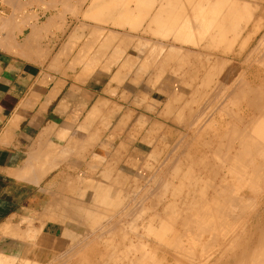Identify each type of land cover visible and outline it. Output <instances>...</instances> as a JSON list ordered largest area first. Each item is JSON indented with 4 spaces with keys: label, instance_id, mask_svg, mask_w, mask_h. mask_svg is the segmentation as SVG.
<instances>
[{
    "label": "crops",
    "instance_id": "crops-1",
    "mask_svg": "<svg viewBox=\"0 0 264 264\" xmlns=\"http://www.w3.org/2000/svg\"><path fill=\"white\" fill-rule=\"evenodd\" d=\"M168 1L170 0H137V2L136 0H3V4L0 10L1 256L5 258H12L14 260H19L21 259V256H23V253H25L26 250L33 249L39 252L41 258H45L44 260L40 261L42 262V264H50L53 258L57 257V255H59L60 253V250L63 249V246L67 242L66 237L74 234V230L70 229L67 225L62 223V219L65 218L62 216V213L58 212L59 209H57V212H55L54 215L48 214L47 211L52 203H58V201H60L61 203L63 200L60 198L62 197L65 198L66 201L76 202V200L72 199L70 195H62V191L60 189L63 187H76V179L74 177L76 176L78 178V176L72 173L71 171L77 170L78 165L76 160L70 159L63 163L65 164V166H63V164L61 163V165L57 167V165L61 161L56 159L55 154H49L50 158L49 156L44 158L43 154H46V151H44V149L47 142H55L54 140L61 138L63 131L70 132V135H67L66 138H89L92 136V138H94V125H92L91 130H88V136H80V132L77 128H87L90 126V124H97L100 122L116 123L117 121L122 123L124 122L123 120H125L124 123L130 121V123L135 124L143 122L151 123L152 121L156 122L155 120L161 123L165 122L164 119H160L158 116L160 109L162 108V106H158V104L160 103V97L158 92H166L169 90L167 84L168 75L174 74L175 72L173 71V69L176 68V66L174 65L175 63L173 62L174 57L171 62L172 64L169 62V60H171L170 58L173 56L175 50L179 49V51H182L183 49H186V8L183 7L185 6L184 4L186 3V0H180L181 2L179 0H171L173 3L177 2L181 6V8L177 3H174L176 6L175 7L171 1ZM116 3H120V9L118 8L119 6L116 5ZM170 3L172 5H170ZM126 7H128L129 9L127 10ZM150 8L151 10H149ZM162 8H165L166 12L165 9L163 10ZM173 8H176V10L174 11ZM158 9H161L159 10V13ZM168 10L169 13H167ZM181 10L183 12L185 11V13L182 14L183 12L181 13ZM146 11L148 12L143 13ZM172 11L174 12L172 13ZM129 12L130 14H128ZM178 12L179 14L181 13L180 16ZM131 13L133 14L131 15ZM138 13H142L143 15H140ZM154 13L155 15L152 16V19L151 15ZM160 13H164L163 18L162 15L160 16ZM114 14H116V17ZM172 14L173 16L171 18H173L172 20L174 23H171L172 20L170 17H168ZM100 15L102 17H99ZM133 15H136V17H134ZM182 15L185 16V20ZM144 16H146V18H144ZM157 16L160 19H158ZM164 16H166L165 19ZM174 16L176 17V20L174 19ZM141 18L142 20L143 18L146 20L142 21ZM161 19H163L164 22L158 23V21H161ZM130 20H132L134 23H132V21ZM150 20L154 21L151 23ZM219 20V22H221L223 26L221 25V23L218 22V20H216V22H218L222 26V28H225V25L228 24L226 26V30L228 29L229 35L224 34L226 30H224L223 28V31L218 23L212 24L211 26H213V28H216L213 32L212 30L210 31L211 36H209L210 34H208L206 38L207 41H205L207 44L209 43L208 46H211L210 48L212 49L214 48L215 45L213 44H216L217 39L222 40V38H220L223 37L222 35L227 37L233 36L234 39L239 36V30H236V28L239 27L238 19L235 18L234 21L231 19L232 24L230 23L231 21L229 22V20L225 23L221 21V19ZM138 22L141 26H139ZM184 23L185 26H183ZM136 24L138 25V27ZM144 25L146 26V28ZM171 26L173 28H171ZM99 27L100 29H98ZM151 27L157 28H155L156 30L154 31V29H150ZM231 27L232 30L229 29ZM170 29L171 31L173 30L171 34L168 33L170 32ZM149 30L151 31L149 32ZM152 30L154 31V34L152 33ZM157 30L160 33L156 32ZM216 30L218 34L215 32ZM145 31H147V33H144ZM248 31L250 30L248 29ZM119 32L120 35L118 37ZM113 33L116 36L113 35ZM123 33L128 34L129 36L124 35ZM150 33L153 34L152 37ZM163 33H165V36H167L165 37ZM214 33L218 36H214ZM105 34L106 37L103 39ZM169 34L170 36H173L175 34V37L171 36L172 42L169 41L171 39ZM212 34L214 41L212 40ZM219 34H221V36ZM121 35L125 40L122 38ZM244 35L246 36L247 34L245 33ZM92 36H96L97 39L96 37L93 38ZM107 36L109 37V39ZM115 37L118 38L115 39ZM128 37H130L131 40L128 39ZM164 37L167 39H165ZM183 37L185 39H183ZM208 38H210L212 42ZM144 39L145 42H143ZM174 39L176 40V42H174ZM106 40L107 42L111 41L110 43H108V46H110L111 48L110 50L108 47H106ZM139 40L141 42V45L139 44L138 46H142L143 49L140 47L137 49V43H139ZM160 40L163 42H161ZM146 41H148V45ZM234 41L238 43L239 39L236 38V40ZM83 42L86 43L84 44ZM155 42L158 43L160 47ZM179 43L181 44L179 45ZM103 44H106V48L103 47ZM162 44L174 46L172 48L175 49L176 47V49H170V46L168 47V45H165V47L163 45V48ZM119 45H121V47ZM100 46L101 49H103L104 51L100 49ZM153 46L155 49L153 48ZM157 46L159 47V52L156 50ZM140 49H142V51ZM160 49H162V51ZM232 50H235V52L238 51L237 47L236 49L234 48ZM151 51L153 52V54ZM185 51L186 50H184V52ZM188 51L191 53L192 51L193 53L199 52L202 53V55L198 53L200 56L210 58L211 64L209 66H212V69H209V66L204 65V71H197L199 73L207 74L206 71H208V69L214 72L213 70H217L218 64L214 62L215 60H212V57L213 59L222 58L221 53L219 51L216 53V50L214 49L208 50L207 48H205L204 50L202 49L199 51L190 49ZM116 52L119 54L118 56ZM155 52H158V54H155ZM166 52L167 54L171 52L169 54L170 57L164 56ZM73 55L75 58L73 57ZM246 55L248 56V54ZM159 56L162 59H160ZM162 56L167 58H164ZM151 57H153V59ZM185 57L186 56L184 55L183 58L185 59ZM148 58L151 62H149ZM228 58H230L233 65L237 63L236 68L238 69L239 57L237 56V58H235L231 56ZM144 60L147 61L148 64L150 63L151 65H149L151 67L148 64L146 65V63H144ZM159 60H164L167 62V64H165L166 62H160ZM185 65L186 62L184 63V69L181 71V73L186 72ZM154 66L155 69L160 68L158 72L162 70L160 72L161 76L158 73L159 77H156L158 69L155 71ZM213 66L215 67V69H213ZM197 67L199 69L201 66L196 65L195 68ZM85 70H88L89 72H85ZM122 71L123 74L121 73ZM193 73L195 72H192L191 74ZM208 73L210 72L208 71ZM184 74L186 75V73ZM216 74H218V72ZM148 76H150V80L149 78L147 79ZM151 76L153 80L157 79V83H154L155 80H151ZM110 80H112V82H110ZM149 81H151V84ZM195 84L197 85L198 83H193L192 85H190V87H186V91H195ZM199 84L201 85V87L200 85H197V90H202V87L204 86H202V83ZM193 85L195 88L193 87ZM205 88L204 90H214L216 86H213V88L212 86H210L208 87V89L207 87ZM215 90H217V88ZM188 94L189 93H186V104L189 101L188 97L191 96V94L189 96ZM134 101H137V103L139 102L140 104L138 103L137 105V103H135ZM166 102L167 100H165L162 105H164V103ZM149 104L150 106H147ZM151 106L155 108L154 111L153 107L152 111L149 110V107ZM241 106L240 108H238L237 106L241 113L235 107L231 109L232 113H234L235 110L234 114L238 112L242 116L243 112H246V107L244 104L242 107ZM144 107L147 109H145ZM204 107L200 108L201 110H203L204 113H206L204 111ZM106 109L111 112L109 113ZM116 109H119L117 112L118 115L115 113ZM201 110L198 112L197 107H190L186 105V115L189 114V116H186V137H189V139H192V136L193 138H198V136L199 138L206 137L204 135L207 133L206 131L200 132V128L199 130H195V133V131H190L191 128L188 127L189 125L187 124V122L191 120L190 117L193 118V116H199ZM129 113L132 114L130 115ZM248 113L253 114L252 112H250V110ZM121 114H123L124 116ZM201 114L202 113H200V115ZM215 116L216 118L218 117V110L215 111ZM127 117L129 118V120L127 119ZM139 117L143 118L139 119ZM196 119L197 118H193L192 121L195 120L196 122ZM203 122L205 123L206 121L204 120ZM233 124L235 123H232V125ZM73 133L76 134L74 135ZM140 136H143V132H141L140 135H135V137ZM98 137L107 136L100 135ZM42 159L45 161H40ZM47 161L50 162V165L53 167V169L48 172V174H46L43 178L37 180L39 166L42 162L46 163ZM35 170L36 175L34 174ZM23 174L25 176H23ZM34 175L36 176V178ZM70 183L72 186L70 185ZM9 224L11 225V227L9 226ZM4 225L7 226L5 227ZM30 228L33 229L31 230ZM28 231H37L35 233L37 236L35 237L32 243L30 240L28 242L26 239V234ZM16 232L17 235H14ZM21 234L23 238L18 239Z\"/></svg>",
    "mask_w": 264,
    "mask_h": 264
},
{
    "label": "bare ground",
    "instance_id": "bare-ground-1",
    "mask_svg": "<svg viewBox=\"0 0 264 264\" xmlns=\"http://www.w3.org/2000/svg\"><path fill=\"white\" fill-rule=\"evenodd\" d=\"M99 1H101V0H99ZM109 1V0H108ZM127 1V0H126ZM156 1H158V0H156ZM171 1V0H170ZM170 1H168V2H170ZM174 1H177V0H174ZM180 1V0H179ZM202 1H204L205 2V6H206V9H204V11L203 10H201V8L200 7H198V5L197 4H195V5H197V6H195V7H198L197 8V11L195 12V10H194V14L193 15H191V19H192V21H191V19H190V17H189V20H188V14L190 13V12H188L187 10H189V9H185L186 10V12L188 13V14H186L185 13V11L183 12L182 10L180 11L182 14H186L187 15V18H186V36H189V40H190V44L189 45H191V43L192 42H194L193 44H195L196 42H198V41H201V40H204V41H207V36H208V34H210V31L212 30V32L214 31V29L216 28V27H214L213 28V26H211L212 24H214V23H218L220 20H218V19H220L221 18V21H223L224 23L226 22V21H228V18H229V22L232 24V20L234 21L235 20V18H232V20H230V18L232 17V15H230L231 13H233V11L231 10L232 9V7H231V9H230V3L232 2V0H231V2L230 3H227L226 2V5L227 4H229V8H228V6H226L225 5V3H224V1L223 2H221L222 0H217V1H220V2H215V0H202ZM202 1L200 0V3L201 4H204V3H202ZM237 2H238V4H237V7H239L238 5H240L239 4V1L238 0H236ZM246 1H249V0H246ZM252 1V0H251ZM251 1L250 2H248V3H251ZM258 1V0H257ZM262 1V0H261ZM63 2V1H62ZM118 2V1H117ZM120 2V1H119ZM136 2H137V0H136ZM139 2V1H138ZM141 2V1H140ZM145 2V1H144ZM151 2V1H150ZM162 2H164V1H162ZM172 2V1H171ZM181 2V1H180ZM197 2V1H196ZM199 2V1H198ZM197 2V3H198ZM235 2V0L232 2V3H234ZM236 2V3H237ZM240 2H241V0H240ZM254 1H252V3H253ZM109 3H111V2H109ZM124 3V2H123ZM129 3V2H128ZM128 3H126V4H128ZM146 3V2H145ZM159 3V2H158ZM175 3V2H174ZM173 2H172V4L175 6V4L177 3H175L174 4ZM190 3V5H191V1L189 2ZM189 3H188V6H189ZM223 3V4H222ZM242 3V2H241ZM244 3V2H243ZM247 3V4H248ZM256 3H258V2H256ZM256 3H253V5H250V7H254V4H256ZM261 3V2H260ZM120 4V3H119ZM119 4H117L116 3V5H118L119 6ZM121 4H122V2H121ZM171 3H170V5H172ZM178 4V3H177ZM182 4H184V3H182ZM246 3H244V4H242L243 6L244 5H247ZM116 5H115V7H116ZM130 5V4H129ZM143 5H144V3H143ZM148 5H149V3H148ZM152 5V4H151ZM156 5V4H155ZM168 5H169V3H168ZM167 5V6H168ZM179 5V4H178ZM185 6H186V3L184 4ZM193 5V4H192ZM233 5V4H232ZM157 6V5H156ZM159 6V5H158ZM165 6H166V4H165ZM173 6V7H174ZM180 6V5H179ZM178 6V7H179ZM185 6H183L184 8H186ZM199 6H200V4H199ZM202 6V5H201ZM223 6V7H222ZM226 6V9H229V10H227V12L225 13L224 11L226 10V9H224V7ZM243 6L241 7L242 9H244L243 8ZM260 6V5H259ZM106 7V6H105ZM129 7V6H128ZM128 7H126V9L128 10L129 8ZM143 7V6H142ZM176 7V6H175ZM178 7H177V9H178ZM191 7V6H190ZM204 7V6H203ZM255 7H257L258 8V6H255ZM107 8V7H106ZM119 9H120V6L118 7ZM124 8H125V6H124ZM131 8V7H130ZM138 8V7H137ZM170 8H171V6H170ZM180 8H181V6H180ZM193 6H192V10H193ZM222 8L224 9V11L222 10ZM236 7H234V12H236L235 10H237V9H235ZM241 8H238V12H237V17H236V19L239 17L240 18V16H242V15H240L241 13H239V9H241ZM246 8H247V6H246ZM245 8V9H246ZM249 8V7H248ZM134 9H135V7H134ZM139 9H140V7H139ZM142 9V8H141ZM156 9V8H155ZM163 9V8H162ZM165 9V8H164ZM163 9V10H164ZM168 9H169V7H168ZM174 9V8H173ZM172 9V10H173ZM244 9V10H245ZM262 9H264L263 8V6H262ZM101 10V9H100ZM114 10V9H113ZM123 10V9H122ZM130 10H132V9H130ZM149 10H151V8L149 9ZM159 10H161V9H158V13H159ZM176 10V8L174 9V11ZM180 10V9H179ZM230 10H231V13L229 14L228 13V11L230 12ZM243 10V11H244ZM256 10V9H255ZM107 11V10H106ZM134 11H136V10H134ZM142 11V10H141ZM174 11H172V13L174 12ZM246 11H247V9H246ZM249 11H251V10H249ZM115 12V11H114ZM118 12V11H117ZM148 11H146V12H143V13H147ZM165 12H166V9H165ZM193 12V11H192ZM253 13L252 14H254V10L252 11ZM261 12V11H260ZM103 13H105V12H103ZM119 13V12H118ZM117 13V14H118ZM122 13V12H121ZM136 13V12H135ZM155 13H156V11H155ZM155 13L154 14H152L151 15V17L153 16V15H155ZM162 13V12H161ZM160 13V16L162 15V18H163V14H161ZM167 13H169V10H168V12ZM177 13V12H176ZM180 13V14H181ZM247 12H244L243 14H246ZM95 14V13H94ZM101 14V13H100ZM108 14V13H107ZM124 14V13H123ZM128 14H130V12L128 13ZM133 13H131V15H132ZM138 14H142V13H138ZM137 14V15H138ZM178 14H179V12H178ZM180 14H179V16H180ZM248 14V13H247ZM251 14V15H252ZM115 15V17H116V14H114ZM139 15V16H140ZM143 15V14H142ZM166 15V14H165ZM168 15V14H167ZM233 15H234V13H233ZM126 16H128V15H126ZM134 17H136V15H133ZM173 16V14L172 15H169L168 17H172ZM178 16V15H177ZM183 16V15H182ZM99 17H102L101 15L99 16ZM98 17V18H99ZM107 17V16H106ZM114 17V18H115ZM120 17V16H119ZM123 17V16H122ZM138 17V16H137ZM165 17L166 16H164V19H165ZM184 17V20H185V16H183ZM182 17V18H183ZM235 17V16H234ZM246 17H247V15H246ZM248 21H250V19L251 18H254V17H252V16H249L248 15ZM251 17V18H250ZM140 18V17H139ZM144 18H146V16H144ZM143 18V20H146V19H144ZM156 18V17H155ZM157 18H158V16H157ZM178 18V17H177ZM244 18H245V16H244ZM104 19V18H103ZM119 19V18H118ZM127 19V18H126ZM129 19V18H128ZM148 19H150V18H148ZM152 19H153V17H152ZM158 19H160V18H158ZM173 18H171V20H172ZM174 19L176 20V17L174 16ZM2 20V19H1ZM107 20V19H106ZM110 20V19H109ZM116 20V19H115ZM114 20V21H115ZM133 20V19H132ZM132 20H130V21H132ZM141 20H142V18H141ZM142 20V21H143ZM170 20V21H171ZM178 20V19H177ZM183 20V19H182ZM216 20H218V22H216ZM238 20H240L241 21V19H238ZM252 20V19H251ZM113 21V20H112ZM117 21V20H116ZM119 21V20H118ZM121 21H122V19H121ZM130 21H129V23H130ZM151 21V23L154 21V20H150ZM245 21H247V20H245ZM245 21H244V24H245ZM256 21V20H255ZM257 21H259V20H257ZM126 22H127V20H126ZM149 22V21H148ZM156 22H157V19H156ZM160 22H164L163 21V19H161V21H158V23H160ZM185 22V21H184ZM201 22H203V23H201ZM264 22V21H263ZM114 23H116V22H114ZM132 23H134L133 21H132ZM139 23V22H138ZM150 23V24H151ZM171 23H174L173 22V20L171 21ZM219 23H221V22H219ZM218 23V24H219ZM223 23V24H224ZM228 23V22H227ZM226 23V24H227ZM229 23V24H230ZM247 23V22H246ZM256 23V22H255ZM258 23H260V22H258ZM110 24V23H109ZM142 24V23H141ZM144 24V23H143ZM165 24V23H164ZM169 24V23H168ZM181 24V23H180ZM217 24V25H218ZM236 24V23H235ZM241 24V23H240ZM254 24V23H253ZM261 24H262V26H263V24L264 23H262L261 22ZM126 25V24H125ZM124 25V26H125ZM135 25V24H134ZM137 25V24H136ZM157 25V24H156ZM160 25V24H159ZM171 25V24H170ZM176 25V24H175ZM220 25V24H219ZM221 25H222V23H221ZM220 25V26H221ZM225 25V24H224ZM228 25V24H227ZM227 25H225V28H224V30H226V26ZM242 25V24H241ZM240 25V26H241ZM252 25V24H251ZM257 25L258 24H256V28H257ZM116 26H117V24H116ZM121 26H123V25H121ZM139 26H141L140 25V23H139ZM145 26V25H144ZM150 26V25H149ZM167 26V25H166ZM183 26H185V23H184V25ZM197 26H199V27H197ZM223 26V25H222ZM222 26H221V28H222ZM229 26H231V25H229ZM238 26V25H237ZM245 26H246V24H245ZM258 26H260V25H258ZM137 27H138V25H137ZM154 27V26H153ZM158 27V26H157ZM157 27H155V28H157ZM170 27V26H169ZM121 28V27H120ZM130 28V27H129ZM134 28H135V26H134ZM145 28H146V26H145ZM145 28H143V29H145ZM155 28H150V29H154V31L156 30ZM162 28V27H161ZM171 28H173L172 26H171ZM223 28H222V30H223ZM239 28V27H238ZM238 28H236V30L238 31L239 29ZM241 28H243V27H240V29ZM254 28H255V26H254ZM259 28V27H258ZM261 28H263V27H261ZM260 28V29H261ZM98 29H100V27L98 28ZM128 29V28H127ZM142 29V28H141ZM163 29V28H162ZM165 29V28H164ZM184 29V30H185ZM230 30H232V27L231 28H229ZM234 29V28H233ZM260 29H259V32H260ZM91 30H93V29H91ZM96 30V29H95ZM129 30H134V29H129ZM136 30V29H135ZM223 30V31H224ZM256 30H258V29H256ZM99 31V30H98ZM137 31V30H136ZM138 31H140V30H138ZM151 30H149V32H150ZM154 31L152 30V33L154 34ZM164 31V30H163ZM173 31V30H172ZM171 29H170V32H168V33H170L171 34ZM176 31V30H175ZM219 31V30H218ZM223 31H221V32H223ZM235 31V30H234ZM242 31H246V29L244 30H242ZM242 31L240 30L238 33H242ZM264 31V30H263ZM108 32H110V31H108ZM130 32H132V31H130ZM156 32H158V33H160L158 30L156 31ZM166 32V33H167ZM216 33H217V30L215 31ZM227 32V33H226ZM258 32V31H257ZM100 33V32H99ZM103 33V32H102ZM107 33V32H106ZM142 33V32H141ZM144 33H147V31H145ZM152 33H150V35H151V37L153 36V34ZM162 33V32H161ZM184 33H185V31H184ZM220 33V32H219ZM232 33V32H231ZM235 33H237V32H235ZM249 33V32H248ZM256 33V32H255ZM97 34V33H96ZM95 34V35H96ZM112 34V33H111ZM124 34V33H123ZM122 34V35H123ZM140 34V33H139ZM157 34V33H156ZM164 34V36H165V33H163ZM170 34H169V36H170ZM179 34H181V33H179ZM218 34V33H217ZM224 34L225 35H227L228 34V29L224 32ZM245 34V33H244ZM247 34V33H246ZM263 34V35H262ZM261 35V39L260 40H257V45H255L256 47H253L254 49H252V52L251 51H249L250 52V54H249V52H247V54L249 55V56H247V60H248V58L250 57V63H252L251 61H253L254 60V63H255V65H260V64H263V65H260V66H264V62L263 63H260V62H262V59H263V61H264V33H262ZM90 35V34H89ZM113 35H115L114 33H113ZM119 35H120V32H119V34H118V37H119ZM121 35V36H122ZM124 35H127V36H129L128 34H124ZM131 35V34H130ZM147 35V34H146ZM161 35V34H160ZM175 35V34H174ZM172 36V37H175V36ZM176 35H177V33H176ZM216 34L214 33V36H215ZM220 36H221V34H219ZM229 35V34H228ZM253 35H255L254 34V32H253ZM257 35V34H256ZM259 35V34H258ZM76 36V35H75ZM77 36H79V35H77ZM109 36V35H108ZM107 36V37H108ZM116 36V35H115ZM140 36V35H139ZM148 36V35H147ZM154 36H156V35H154ZM167 36V35H166ZM165 36V37H166ZM170 36V37H171ZM182 36V35H181ZM183 36H184V34H183ZM198 38H197V37ZM209 36H211V34L209 35ZM216 36H218V35H216ZM222 36H224V35H222ZM238 36V35H237ZM245 36V35H244ZM260 36V35H259ZM83 37V36H82ZM93 37V36H92ZM91 37V38H92ZM96 37V36H95ZM95 37H93V38H95ZM100 37V36H99ZM106 37V34H105V36L103 37V39ZM118 37H115V39L116 38H118ZM131 37V36H130ZM130 37H128V39H130ZM138 37V36H137ZM141 37H142V34H141ZM150 37V38H151ZM161 37V36H160ZM164 37V38H165ZM172 37H171V39L169 40L170 42H172L171 40H172ZM225 37V40H227L228 38H226L227 36H224ZM230 37V36H229ZM243 37V36H242ZM254 36H252V34H248V35H246L245 36V38H243V40H240L238 43H236V44H238L237 46H238V50H239V52L238 53H236L235 52V50H232V47H231V49L230 50H228L227 52H230L229 53V55H226V54H222V52H221V55H222V58L221 59H218V58H216V59H213V57H212V60L214 61V62H216V64H220V65H222V67H224V64H225V66H227L228 65V62H231V60L230 59H228V57H231V56H233V57H235V58H237V56L238 57H240V55L243 53V51L244 50H247V48L249 47L248 45H250L249 43L252 41V38H253ZM122 38H123V36H122ZM139 38V37H138ZM159 38V37H158ZM162 38H163V36H162ZM215 38V37H214ZM220 38H223V37H220ZM231 38H233V39H231ZM230 38V40H233L234 41V37L232 36ZM237 39H238V37H236ZM236 38H235V40H236ZM77 39V38H76ZM96 39H97V37H96ZM102 39V40H103ZM108 39H109V37H108ZM111 39V38H110ZM121 39V38H120ZM124 39V38H123ZM126 39H127V37H126ZM143 39V38H142ZM146 39V38H145ZM145 39H144V41L143 42H145ZM154 39H156V38H154ZM165 39H167V38H165ZM169 39V38H168ZM181 39V38H180ZM183 39H185L184 37H183ZM208 39H210V38H208ZM254 39V38H253ZM79 40V39H78ZM112 40H114V39H112ZM125 40V39H124ZM131 40V39H130ZM149 40V39H148ZM175 40V39H174ZM186 41H187V39H185ZM211 40V39H210ZM212 40H213V34H212ZM212 40H211V42H212ZM224 39H222V43H224L225 42V40L223 41ZM229 40V39H228ZM95 41H97V40H95ZM150 41H152V40H150ZM149 41V42H150ZM161 41V40H160ZM185 41V42H186ZM192 41V42H191ZM214 41V40H213ZM217 41H218V39H217ZM232 41V43H234ZM89 42V41H88ZM101 42V41H100ZM106 42H107V40H106ZM105 42V43H106ZM111 41H109V42H107V45H106V47H108L109 48V50L111 49L110 48V46H108L109 44L108 43H110ZM113 42V41H112ZM123 42V41H122ZM130 42V41H129ZM137 42V41H136ZM139 43H137V46L141 43L140 42V40L138 41ZM156 42H158V41H156ZM155 42V43H156ZM161 42H163V41H161ZM174 42H176V40L174 41ZM179 42V41H178ZM184 42V43H185ZM210 42V43H211ZM218 42H221V41H218ZM236 42V41H235ZM84 43V42H83ZM83 43H82V45H83ZM86 43V42H85ZM84 43V44H85ZM146 43H147V45H148V41H146ZM151 43V42H150ZM187 43H185V44H187ZM214 43V42H213ZM227 43L230 45V43H229V41L228 42H225V46H226V48L227 47H230V46H228L227 45ZM65 44H67V43H65ZM117 44V43H116ZM158 46H159V44L158 43H156ZM181 43H179V45H180ZM199 44V43H198ZM201 44V43H200ZM204 44H206V43H204ZM217 44V43H216ZM252 44V43H251ZM69 45V44H68ZM81 45V44H80ZM87 45V44H86ZM93 45V44H92ZM105 45L103 44V47H105ZM125 45V44H124ZM141 45V44H140ZM144 45V44H143ZM146 45V44H145ZM150 45V44H149ZM154 45V44H153ZM160 45H161V43H160ZM163 45L164 44H162V47H163ZM166 46L168 45V44H165ZM165 45H164V47H165ZM197 45V44H196ZM195 45V46H196ZM202 45V44H201ZM208 45H209V43H208ZM207 44H206V46H203L202 45V48H203V50L205 49V48H207L208 50H215L216 49V47L214 46V48L212 49V48H210L209 46H208ZM214 45V44H213ZM220 45V44H219ZM218 45V46H219ZM234 45V44H233ZM101 46H102V44H101ZM101 46H100V49H101ZM116 46V45H115ZM120 47H121V45H119ZM156 47V50L158 51L159 49V47ZM170 45H168V47H169ZM198 46V45H197ZM197 46H196V48H197ZM80 47V46H79ZM105 47V48H106ZM111 47H112V45H111ZM118 47V46H117ZM123 47V46H122ZM142 48V46H138L137 47V49L138 48ZM145 47V46H144ZM163 47V48H164ZM172 47H174V46H170V49H173V50H175L176 49V47H175V49L174 48H172ZM178 47V46H177ZM191 47H194V46H190V48ZM107 48V49H108ZM153 48H154V46H153ZM179 48V47H178ZM222 48H223V46H222ZM225 48V47H224ZM224 48H223V52H224ZM84 49V48H83ZM86 49V48H85ZM89 49V48H88ZM122 49V48H121ZM125 49V48H124ZM143 49V48H142ZM142 49H140L141 51H142ZM145 49V48H144ZM155 49V48H154ZM153 49V50H154ZM228 49V48H227ZM226 49V50H227ZM65 50V49H64ZM80 50H82V49H80ZM97 50H99V49H97ZM101 50H103V49H101ZM116 50H117V48H116ZM115 50V51H116ZM126 50V49H125ZM140 50H139V52H140ZM161 51H162V49H160ZM164 50V49H163ZM167 50V49H166ZM180 50H182V49H180ZM184 50H186V49H183L182 50V52H180L179 51V49L178 50H176L175 52H180V53H182V54H184L185 56H186V58H187V52L189 53V51H185L184 52ZM196 50V49H195ZM198 50V49H197ZM202 50V49H201ZM217 50V49H216ZM225 50V51H226ZM71 51V50H70ZM77 51V50H76ZM104 51V50H103ZM114 51V50H113ZM168 51V50H167ZM171 51V50H170ZM93 52V51H92ZM109 52V51H108ZM111 52V51H110ZM122 52V51H121ZM138 52V51H137ZM152 52V51H151ZM159 52V51H158ZM158 52H155V54L157 53L158 54ZM172 52V51H171ZM171 52H169L168 54H167V52H166V54L164 55V56H169V54L171 53ZM107 53V52H106ZM117 53V52H116ZM186 53V54H185ZM192 53H193V51H192ZM191 53V54H192ZM195 54H198L199 52H194ZM193 53V54H194ZM216 53H217V51H216ZM216 53H215V55H216ZM260 54V56H259V58H262V59H259V58H257V57H254V54ZM98 54V53H97ZM119 54H120V51H119ZM118 53H117V56L119 55ZM152 54H153V52H152ZM154 54V55H155ZM160 54H161V52H160ZM164 54V53H163ZM162 54V55H163ZM173 54V53H172ZM181 54V55H182ZM190 54V56H192ZM199 54H201L202 55V53H199ZM199 54L197 55L198 57H199V59H200V56H199ZM109 55V54H108ZM112 55V54H111ZM123 55V54H122ZM174 55H175V53H174ZM174 55L170 58V59H173V57H174ZM176 55H178L177 53H176ZM204 55V54H203ZM90 56V55H89ZM88 56V57H89ZM144 56V55H143ZM152 56V55H151ZM164 56H162V57H164ZM189 56V55H188ZM196 56V55H195ZM207 56V55H206ZM209 56V55H208ZM243 56V55H242ZM73 57H74V55H73ZM80 57V56H79ZM100 57V56H99ZM112 57V56H111ZM120 57H121V55H120ZM154 57V56H153ZM153 57H151L152 59H153ZM160 57V56H159ZM170 57V56H169ZM168 57V58H169ZM181 56L179 55V57H178V59L180 58ZM211 57V56H210ZM72 58V57H71ZM75 58V57H74ZM82 58V57H81ZM110 58V57H109ZM150 58V59H151ZM164 58H167V57H164ZM190 58V57H189ZM189 58H187L186 60H188ZM205 58V60L203 59V58H201V61H202V59L205 61V64H204V62H203V64L204 65H206V66H209L211 63H210V58L209 57H204ZM215 58V57H214ZM245 58L246 57H244V60H245ZM78 59V58H77ZM80 59V58H79ZM111 59V58H110ZM156 59H157V56H156ZM160 59H162L161 57H160ZM180 59H182V58H180ZM180 59H179V63H181V61H180ZM196 59V58H195ZM195 59L193 60H191L192 62L193 61H195ZM198 59V60H199ZM86 60H87V58H86ZM137 60V59H136ZM147 60V59H146ZM148 60H149V58H148ZM165 60V59H164ZM164 60H161V61H164ZM174 60V59H173ZM183 60H184V58H183ZM186 60L184 61V63L186 62ZM197 60V61H198ZM236 60V59H235ZM261 60V61H260ZM85 61V60H84ZM160 61V60H159ZM158 61V62H159ZM73 62H74V60H73ZM90 62V61H89ZM105 62V61H104ZM149 62H151L150 60H149ZM154 62V61H153ZM157 62V63H158ZM166 62V61H165ZM177 61H175L174 63H176ZM199 63H200V61H198ZM213 62V63H214ZM234 62V61H233ZM238 62H239V60H238ZM70 63V62H69ZM80 63V62H79ZM130 63V62H129ZM144 63H146V65L148 64V62L147 61H145L144 60ZM171 63V62H170ZM178 63V62H177ZM187 63H188V61H187ZM187 63H186V65H187ZM195 63H196V61H195ZM194 63V64H195ZM212 63V64H213ZM232 63V62H231ZM257 63V64H256ZM97 64H98V62H97ZM132 64V63H131ZM150 64V63H149ZM148 64V65H149ZM154 64V63H153ZM159 64V63H158ZM166 64H167V62H166ZM172 64V63H171ZM190 64V63H189ZM216 64H215V66H216ZM235 64V63H234ZM237 64V63H236ZM74 65V64H73ZM76 65V64H75ZM91 65V64H90ZM94 65V64H93ZM126 65V64H125ZM144 65V64H143ZM151 65V64H150ZM149 65V66H150ZM175 66H176V64H174ZM180 65V64H179ZM195 65H197V64H195ZM200 65V64H199ZM201 65H202V63H201ZM203 65V66H204ZM217 65V70L215 69V67L213 66V69H215V70H213L214 72L215 71H217L218 72V74H223L222 73V69H220L221 68V66H218ZM244 65V64H243ZM255 65L253 66V65H251L249 68H248V70H247V72L246 73H248V75H250V77L247 79V80H249L248 82H244L243 80H241V78H239L238 77V80H237V78H235V80L233 81V87L231 86V89L229 90V91H231V92H229L230 93V98H231V101L232 102H234L233 104L231 103V101H228V102H230L229 104H232L231 106L233 107L234 105H235V107H236V105H239L238 103H241L240 101H242L243 102V104L245 105V107H246V112H243V114H242V118L240 117H238V112L236 113V114H234L235 113V110H234V113H232V110L230 111L229 110V108H228V104H227V102H226V104H224V101L221 103L222 104V106H221V104H220V108L218 107V109L216 108V106H218L217 104H215L214 105V107L213 106H211V104H212V101H213V103H214V100H212L213 98H215V97H213L212 99H211V104L209 103L208 104V102H210L209 100H206L207 99V97L205 96V100L207 101V106L209 107V105L211 106L210 107V111H208L209 113H211V108H212V110H215V109H217L218 110V114H219V116L220 115H226V116H229V115H232L233 117H228L229 119H230V121H227V120H225V123H226V121L227 122H230V123H228L230 126H226V127H224V129L225 130H222V128L223 127H221L220 129H221V135L222 136H217V135H215V134H213L212 133V135H210L209 134V132H208V134L209 135H207V134H204V132H205V128L204 129H202L203 128V126L201 127V125L199 126L200 128H201V131L200 132H202V131H204L203 132V134L206 136V137H201V141H199V139H195V140H198V144L197 145H199V151H201V152H199V153H201V154H198V156H201V157H198V158H194V157H191V156H194V155H192V154H190V152H189V156H187L185 153H187L188 154V150L187 149H190V146H189V144H191L190 143V141L193 139V136H192V139L189 141V143H187L188 144V146H189V148H185L187 151H185V153H184V151H180V154H181V152H182V155L184 156H182V155H180V158H181V156L183 157V160H185L184 158H185V155H186V158L188 157V160L186 159V162L185 161H183V162H185L186 164H188V165H191L190 166V168L193 166V169H195L194 167H195V165L197 166L198 165V168H199V171L200 172H202V170H203V172H205V173H203L202 172V175H206L207 176V174L206 173H213V174H216L215 176H217V177H219V175L221 174V173H219V172H221L220 171V165H222L223 166V162H224V164H226V163H230V164H232V165H229V166H232V167H228L231 171H230V175H234V174H236V176L239 178V180L242 182V178H244V180H245V178L248 180V183L247 184H242L241 185V183H240V181H239V183L240 184H236L235 182H233V181H235V178L232 176V178H234V179H230L233 183H235V184H233L231 181H229V177H223L222 175L220 176V177H222V179L220 180V178H218V182L217 183H219V184H217V183H215V182H212V179H210V178H212V176H211V174H210V177H207V178H209L208 179V181L210 180V182H208L207 183V179H204V181L202 180V183H203V188L201 187L202 185L201 184H199L200 182H201V179H199V175H197L198 173H199V171H197L196 169H195V172H193L194 170H192V168L191 169H178L177 167V165L179 164V163H177L180 159H178V161L176 160V163L175 162H173V163H166L165 165H164V167H162V168H165L166 170H164L163 169V172L164 171H171V170H169V169H171L170 167L168 168V164H170V166L172 167V169L173 168H175V169H173L174 170V172L175 173H173L174 175L173 176H175L176 178H178V179H182V180H180V181H183V180H185L186 181V179H185V177L186 176H188V177H190L189 175L191 174L192 175V178H193V176H196L197 175V177H198V179H199V181L198 180H195V178L193 179V184H191L192 183V181H188V183H181L182 185L183 184H185V187H186V185H188V189H187V192H185L186 190H183L187 195H184V199H187V200H185V201H183L182 200V202L180 201L181 199H182V197H181V199H179V202L176 200V204H177V202L179 203V205H175V207H174V204H175V201L174 202H172V203H174L173 204V206H172V204H170L169 203V201L167 202L166 200H164V198L163 199H159V198H157V197H159V196H163L164 194H165V192L163 191V192H161L164 188L162 187V190L161 189H156V187H157V185L159 186L160 184V180H157V181H159V183L156 185V187H155V189L156 190H158V191H160L159 192V194H158V191H155V192H157L156 194H158L157 196H155L154 198H152V199H150L149 197H151V193H153V195L152 196H154V191L153 192H151L150 194H148L149 193V191L153 188L152 186V188L150 189V190H147L146 188V184L145 183H147L148 181H150L151 180V178L153 177H151V178H149L150 180H146L147 182H144V184L145 185H143V186H145L146 188H145V190H147L146 192H148L147 194L145 193V191H144V193H143V197L146 199L145 201H147L148 200V198L150 199V200H153V204H154V202L157 204V205H159L158 203H162V205H160V207L162 206V208H163V210H161L162 211V216L160 215V211H159V213L158 212H156V207L158 208V206L156 205V207H155V210H154V212H156V214H154V216H153V210L151 209V206L149 205V202H148V206L146 205V207H149L150 206V208H148L147 209V211L146 212H148L150 209V211H152L151 213H152V218H151V220H153V218H159V217H162V219H164L163 218V215H169L170 214V216H172L173 214V212L172 211H170V210H174V211H177L176 209L178 208V211L177 212H175V215L174 216H172L171 218H172V220L171 219H169V217H167L170 221V223L168 222V225H173L174 223H177V224H180V227H181V225L184 227L183 229L184 230H187L188 228L189 229H192L191 231L193 232V228L194 227H196V226H200V228L199 229H201V231L200 230H197V235H200V237L199 238H201L202 236H204V238L205 237H210V240H207L208 242L209 241H211V242H216V244L217 243H219V245L217 244V247L219 248V249H221L222 250V252L221 253H218L219 255V257L218 258H216L215 257V255H213V254H211V255H209L207 258H205V260H203V261H201V259H200V261L198 262V260L195 262L193 259H192V257L195 259V254L196 253H198V252H196L195 253V251L197 250V248H199V247H197L196 248V250L194 251V249L192 250L191 248V250H192V253H191V250H189L190 251V253L191 254H193V251H194V255H192L191 256V254H190V259L189 260H191L190 262V264H264V227H262L263 225H264V218H263V216L262 215H264V189L262 188V190L259 188L260 187V185H259V183H258V181H256V184H255V179L257 180L258 178H256V177H260V174H259V172L262 174L263 172H264V70L260 73V68H257V67H255ZM79 66V65H78ZM123 66V65H122ZM148 66V67H149ZM158 66V65H157ZM169 66V65H168ZM181 66V65H180ZM184 66V65H183ZM202 66V67H203ZM231 66V69H229V70H226V77H227V75H228V71H230V75L232 74L231 73V71H234L235 69L234 68H232V66H233V64H231V65H229V67ZM103 67H105V66H103ZM151 67V66H150ZM159 67V66H158ZM161 67H162V65H161ZM177 67V66H176ZM194 67V66H193ZM192 67V68H193ZM205 67V66H204ZM203 67V68H204ZM220 67V68H219ZM255 67V68H254ZM88 68V67H87ZM117 68V67H116ZM115 68V69H116ZM125 68V67H124ZM141 68V67H140ZM168 68V67H167ZM174 68V67H173ZM187 68V67H186ZM185 68V69H186ZM190 68H191V66H190ZM198 68V67H197ZM212 69V66H209V69ZM257 68V69H256ZM89 69V68H88ZM93 69V68H92ZM91 69V70H92ZM122 69V68H121ZM153 69V68H152ZM154 69H155V66H154ZM158 69V68H157ZM157 69H155V71L157 70ZM160 69V68H159ZM159 69L157 70V75H156V77L158 76L159 77V75H160V72L162 71H160V72H158L159 71ZM171 69H172V67H171ZM202 68L200 67V69H199V71L201 70ZM208 69V70H209ZM264 69V68H263ZM81 70V69H80ZM90 70V69H89ZM120 70V69H119ZM142 70V69H141ZM174 70V69H173ZM176 70V69H175ZM180 70V68L178 69L177 68V71L176 72H178ZM190 70H192V72H194L193 71V69H190ZM203 70V69H202ZM88 71V70H87ZM86 70H85V72H87ZM163 71H164V69H163ZM170 71V70H169ZM172 71V70H171ZM187 71H188V69H187ZM89 72V71H88ZM115 72H116V70H115ZM153 72V71H152ZM173 72V71H172ZM179 72H181V70L179 71ZM197 72V71H196ZM195 72V73H196ZM203 72V71H202ZM210 72V75H211V70L209 71ZM214 72H212V73H214ZM217 72H215L214 74L215 75H218V74H216ZM122 74H123V71L121 72ZM143 73V72H142ZM158 73H159V75H158ZM183 73V72H182ZM184 73H186V75H187V72H184ZM183 73V74H184ZM189 73V72H188ZM206 73H208V71H206ZM84 74V73H83ZM113 74V73H112ZM115 74V73H114ZM156 74V73H155ZM154 74V75H155ZM176 74V73H175ZM196 74H198L199 75V72L198 73H196ZM209 74V73H208ZM117 75V74H116ZM121 75V74H120ZM144 75V74H143ZM173 75V74H172ZM181 75V73L179 74V75H177V76H180ZM185 75V74H184ZM190 75V74H189ZM194 75V74H193ZM193 75H192V77H193ZM213 75V74H212ZM224 75V74H223ZM229 75V76H230ZM88 76V75H87ZM126 76H127V74H126ZM161 76V75H160ZM183 76V75H182ZM181 76V77H182ZM204 76V73H202V78H205V77H203ZM209 77V78H212V77H214V76H209V75H207L206 74V77ZM111 77H113V76H111ZM155 77V76H154ZM155 77V78H156ZM180 77V78H181ZM187 78H188V76H186ZM191 77V76H190ZM217 77V76H216ZM219 77V76H218ZM248 77V76H247ZM85 78H87V77H85ZM149 78V80H150V76H148L147 77V79ZM151 78H152V76H151ZM184 78V77H183ZM195 78H197V77H195ZM195 78H192V79H195ZM200 78H201V76H200ZM202 78H201V80H200V82L202 81V83L205 81V79H207V78H205L204 80H202ZM208 78V79H209ZM224 78V77H223ZM191 79V80H192ZM218 78H215V80H217ZM225 79V78H224ZM233 79V78H232ZM241 81H240V80ZM113 80V79H112ZM112 80H110V82H112ZM114 80H115V78H114ZM124 80V79H123ZM152 81H154L153 80V78L151 79ZM184 79H182V81H183ZM197 80V79H196ZM199 80V79H198ZM221 80V79H220ZM239 81V82H237V81ZM119 81V80H118ZM146 81V80H145ZM157 81V79L155 80V82L154 83H157L156 82ZM185 81V80H184ZM183 81V82H184ZM193 81V80H192ZM218 81V80H217ZM217 81H215V84L217 83L218 84V86L216 87L217 88V92L220 94V92H219V88H221L220 86H219V84H220V82H217ZM230 81V80H229ZM246 81V80H245ZM150 82V84H151V81H149ZM186 82V81H185ZM191 82V81H190ZM199 82V83H200ZM207 82H208V80H207ZM209 82L210 83H208V84H212L211 82H214V81H211V79L209 80ZM235 82H237L238 84L235 86ZM118 83V82H117ZM137 83V82H136ZM197 84V85H200V84ZM231 83V82H230ZM135 84V83H134ZM149 84V83H148ZM147 84V85H148ZM153 84V83H152ZM186 84V83H185ZM205 85H206V83H204ZM202 85V86H205V85ZM221 84H223V83H221ZM190 85H192V84H190ZM196 84H195V87H194V85H193V87L196 89L195 90V92L197 91V86ZM224 85H225V82H224ZM153 86V85H152ZM183 86V85H182ZM186 86H187V84H186ZM209 85H207V87H208ZM211 86V85H210ZM215 86V85H214ZM118 87V86H117ZM147 87V86H146ZM188 87V86H187ZM200 87H201V85H200ZM199 87V88H200ZM206 87V86H205ZM205 87H202V92H204V93H206V92H210L211 90H209L208 88V91H204V88ZM219 87V88H218ZM224 87L225 86H223L222 88L223 89H221L220 91H221V93H223V91H224ZM229 87V86H228ZM144 88V87H143ZM148 88V87H147ZM150 88V87H149ZM154 88V87H153ZM212 88H213V86H212ZM215 88V89H216ZM193 89V88H192ZM206 89V88H205ZM214 89V90H215ZM229 89V88H228ZM227 89V90H228ZM191 91V90H190ZM194 91V90H193ZM212 91H213V89H212ZM160 92V91H159ZM175 92V91H174ZM192 92V91H191ZM199 92V91H198ZM198 92H196L197 93V97H198ZM201 91H200V93L203 95V97H204V94L202 93ZM208 92V93H209ZM214 92V91H213ZM171 93V92H170ZM207 93V94H208ZM212 93V92H211ZM211 93H209V94H211ZM228 93V92H227ZM228 93V94H229ZM123 94V93H122ZM192 94V93H191ZM206 94V95H207ZM224 94H225V92H224ZM142 95H143V93H142ZM141 95V96H142ZM171 95V94H170ZM175 95V94H174ZM172 96L173 98H174V100H175V96ZM190 95V93L188 94V96ZM193 95V94H192ZM195 95V94H194ZM193 95V96H194ZM211 95H213V96H216V98H215V100L216 99H218L217 98V94H211ZM221 95V94H220ZM227 95V94H226ZM120 96V95H119ZM177 96V95H176ZM181 96V95H180ZM179 95H178V98L180 97ZM183 96V95H182ZM199 96H200V94H199ZM208 96V95H207ZM222 97H223V94L221 95ZM184 97V96H183ZM182 97V98H183ZM209 97V96H208ZM212 97V96H211ZM221 97V98H222ZM227 96H225L224 98H222V100H228L227 98H226ZM135 98V97H134ZM182 98H180V99H182ZM189 98H192V96L190 97L189 96ZM199 98V97H198ZM201 98H202V96H201ZM201 98H200V100H199V102H201ZM168 99H170V97H168ZM179 99V100H180ZM220 99V98H219ZM218 99V101H220L221 102V99L219 100ZM172 98L169 100V103L167 104L166 103V105L164 104V108H165V110H168V108L172 105V101H174ZM192 100H193V98H192ZM195 100V99H194ZM193 100V101H194ZM196 100H197V98H196ZM195 100V101H196ZM181 101V100H180ZM185 101H187V100H185ZM205 101V102H206ZM135 103H137V101H134ZM133 102V103H134ZM220 102H217V100L215 101V103H220ZM134 103V104H135ZM139 103V102H138ZM138 103H137V105H138ZM159 103V102H158ZM174 104H175V101L173 102ZM177 103H178V101L176 102V105H177ZM236 103V104H235ZM140 104V103H139ZM151 105H154V104H151ZM157 105V104H156ZM155 105V106H156ZM202 105H203V101H202ZM224 105V106H223ZM242 105V104H241ZM140 106V105H139ZM138 106V107H139ZM147 106H150V104L149 105H147ZM163 106V105H162ZM174 106L175 105H173V107L171 108L170 107V109H173L174 108ZM180 106H181V104H180ZM185 106V105H184ZM205 106H206V103H205ZM230 106V107H231ZM243 106V105H242ZM241 106V107H242ZM121 107V106H120ZM152 107L153 106H151V107H149V110H151L152 111ZM176 107V106H175ZM183 107V106H182ZM199 108L200 107H204V105L203 106H198ZM208 107L206 108V107H204V111L206 112V109L208 110ZM108 108V107H107ZM145 108V107H144ZM151 108V109H150ZM180 108V107H179ZM178 108V109H179ZM198 108V112L201 110V108L199 109ZM214 108V109H213ZM237 108V107H236ZM238 108H240V106H238ZM237 108V109H238ZM114 109V108H113ZM145 109H147V108H145ZM154 107H153V111H154ZM162 109V111H163V108H161ZM176 109V108H175ZM203 109V108H202ZM236 109V110H237ZM106 110H108V109H106ZM110 110H111V108H110ZM117 110V109H116ZM148 110V111H149ZM185 111H186V109H184ZM216 110V111H217ZM243 110V109H242ZM249 110H250V112H252L253 114H250V113H248L249 112ZM115 111V110H114ZM128 111V110H127ZM127 111H125V112H127ZM130 111V110H129ZM150 111V112H151ZM162 111H160V112H162ZM174 111V110H173ZM172 111V112H173ZM177 111V110H176ZM176 111H175V113L173 114V116L172 117H174V115H175V117H177L176 119L178 120L179 118H178V112L176 113ZM181 111V110H180ZM188 111V110H187ZM196 111V110H195ZM244 111V110H243ZM108 112H109V110H108ZM111 112V111H110ZM109 112V113H110ZM132 112V111H131ZM135 112V111H134ZM133 112V113H134ZM146 112V111H145ZM166 112V113H165ZM169 112V111H168ZM171 112V111H170ZM183 112V111H182ZM191 112V111H190ZM197 112V113H198ZM240 113H241V111H239ZM158 113V112H157ZM164 113V115L165 114H167V111H164L163 112ZM189 113V112H188ZM196 113V114H197ZM200 113H202V114H204V112H203V110H201V112ZM200 113H199V116H200ZM117 114V113H116ZM130 114V113H129ZM132 114V113H131ZM130 114V115H131ZM136 114V113H135ZM139 114V113H138ZM169 114V113H168ZM167 114V116H168V118H169V115ZM176 114H177V116H176ZM182 114V113H181ZM180 114V115H181ZM109 115H111V114H109ZM118 115V114H117ZM121 115H123V114H121ZM120 115V116H121ZM128 115V114H127ZM163 114H160V116H162ZM179 115V116H180ZM195 115V114H194ZM208 115H211V114H208L207 113V115L206 114H204V116H206V119H207V116ZM238 117H236V116ZM250 115H251V117H250ZM114 116H116V115H114ZM124 116V115H123ZM125 116H126V114H125ZM137 116V115H136ZM182 116V115H181ZM180 116V117H181ZM186 116H189V114L188 115H186ZM192 116H193V114H192ZM203 115H201L200 117H201V119H204L205 120V118H203L202 117ZM215 116V115H214ZM225 116V117H226ZM240 116V115H239ZM111 117V116H110ZM131 117V116H130ZM164 117V116H163ZM162 117V118H163ZM172 117H171V119L169 120V121H172ZM183 117V116H182ZM198 117V116H197ZM196 116H193V118L195 119V118H197ZM224 117V118H225ZM235 117V119H233ZM141 118H143V117H139V119H141ZM165 118H166V120H168V118L166 117V115H165ZM165 118H164V120H165ZM187 118V117H186ZM192 117H190V121H192V119H193ZM227 118V119H228ZM231 118L235 121L236 120V122H237V124L235 125V124H233L232 125V123H234V121L232 122L231 121ZM246 119V120H244V119ZM109 119V118H108ZM119 119V118H118ZM124 119V118H123ZM125 119H126V117H125ZM127 119L129 120V118L127 117ZM199 117L197 118V121H199ZM131 120H132V118H131ZM154 120V119H153ZM174 120V119H173ZM180 120H182V123H183V120L184 119H180ZM180 120H178L179 122H180ZM245 122H244V121ZM124 122H125V120H123ZM156 122H154L155 123V126L157 125L156 123L158 122L157 120H155ZM189 121V122H190ZM203 121V120H202ZM212 120H210V121H206V122H211ZM117 122V121H116ZM130 122V121H129ZM150 122V121H149ZM153 122V121H152ZM151 122V123H152ZM175 122H177V121H175ZM179 122H177L176 123V125L178 126V124H179ZM187 122V124L189 125H187L188 127H192V125L193 124H191V123H196L195 122V120L194 121H192V122ZM201 122V120L199 121V122H197V123H200ZM206 122L205 123H203V125L205 124V125H207V126H209V127H207V126H205V127H207V129L208 128H210V125H208V124H210V123H207L206 124ZM214 121H212V123H213ZM235 122V123H236ZM121 123V122H120ZM123 123V122H122ZM158 123H160V122H158ZM174 123V122H173ZM181 122H180V124L179 125H181L182 124ZM202 123V122H201ZM211 123V124H212ZM103 124V123H102ZM118 125H119V123H117ZM124 124V123H123ZM129 124V123H128ZM127 124V125H128ZM133 124V123H132ZM132 124H131V126H132ZM214 124V123H213ZM212 124V125H213ZM126 125V124H125ZM125 125H123V126H125ZM150 126H151V124H149ZM148 125V126H149ZM159 125V124H158ZM157 125V126H158ZM227 125V124H226ZM122 126V125H121ZM135 126H137V128H139L138 127V124L136 125V124H134V127ZM156 126V127H157ZM163 126V125H162ZM182 126V125H181ZM193 126H195V125H193ZM197 126V125H196ZM224 126V125H223ZM103 127V126H102ZM154 126L152 125L150 128L152 129ZM180 127V126H179ZM183 127V126H182ZM198 127V126H197ZM101 128V127H100ZM115 129L114 130H116V126L114 127ZM126 127H123V129H125ZM129 128V127H128ZM140 128H142L141 126H140ZM149 128V129H150ZM170 128V127H169ZM184 128H185V126H184ZM190 128H188V129H190ZM195 128V127H194ZM199 128V129H200ZM112 129V128H111ZM121 129V128H120ZM130 129V128H129ZM131 129H132V127H131ZM143 129V128H142ZM163 129V128H162ZM164 129L166 130V128L164 127ZM196 129H198V128H196ZM195 129V130H196ZM206 129V130H207ZM113 130V129H112ZM127 130V129H126ZM133 130H134V128H133ZM135 130H137V129H135ZM152 130H155V129H152ZM157 130V129H156ZM171 130V129H170ZM192 130V129H191ZM190 130V131H191ZM195 130H193V131H195ZM212 129H210V131H211ZM98 130H96V132H97ZM100 131V130H99ZM124 131V130H123ZM142 131V130H141ZM217 131V130H216ZM93 132V131H92ZM146 132V131H145ZM171 132V131H170ZM189 132V131H188ZM99 132H97V134H98ZM115 133H116V131H115ZM119 133H120V131H119ZM165 133H166V131H165ZM192 133V132H191ZM195 133H196V131H195ZM217 133H218V131H217ZM95 134V133H94ZM110 134V133H109ZM101 135V134H100ZM99 135V136H100ZM115 135V134H114ZM144 136H145V134H143ZM151 135V134H150ZM162 135V134H161ZM170 135V134H169ZM168 135V136H169ZM188 135H190V134H188ZM224 135H226V136H224ZM92 136V135H91ZM112 136H113V134H112ZM167 136V135H166ZM174 136V135H173ZM183 135H181V137H182ZM93 137V136H92ZM109 137V136H108ZM141 137V136H140ZM154 137H156V136H154ZM223 137V138H222ZM99 138V137H98ZM126 138V137H125ZM151 138H153V137H151ZM150 138V139H151ZM160 138V137H159ZM189 138V137H188ZM197 138V137H196ZM198 138H199V136H198ZM225 138L226 139H231L232 141H233V143H230V142H232L231 140H229L230 142H227L226 140H225ZM88 140L90 139V138H87ZM100 139V138H99ZM114 139V138H113ZM127 139V138H126ZM140 139V138H139ZM142 139V138H141ZM144 139V138H143ZM167 139H170V137H168ZM185 139V138H184ZM212 139L214 140V139H216L217 141H218V143H217V141H216V145H218V146H216V147H214V146H212V143H211V141H212ZM222 141H221V140ZM225 141H224V140ZM109 140V139H108ZM112 140V139H111ZM110 140V141H111ZM149 140V139H148ZM171 140V139H170ZM211 140V141H210ZM85 141V140H84ZM90 141V140H89ZM115 141V140H114ZM124 141V140H123ZM128 141V140H127ZM139 141V140H138ZM142 140H140V142H141ZM151 141L152 140H150L149 141V144H151ZM182 141H184V140H182L181 139V142ZM185 141H187V137H186V140ZM220 141V142H219ZM235 141V142H234ZM92 142V141H91ZM90 142V143H91ZM94 142V141H93ZM97 142V141H96ZM130 142H131V140H130ZM153 142V141H152ZM155 142V141H154ZM156 142H158V140H156ZM162 142V141H161ZM167 142H168V140H167ZM174 142V141H173ZM176 142V141H175ZM180 142V141H179ZM178 142V144H181V142L179 143ZM192 142V141H191ZM196 142V141H195ZM82 143V142H81ZM95 143V142H94ZM103 143V142H102ZM114 143V142H113ZM148 143V142H147ZM164 143V142H163ZM184 143V142H183ZM214 143V142H213ZM97 144V143H96ZM118 144V143H117ZM122 144V143H121ZM126 144H127V142H126ZM155 144V143H154ZM157 144V143H156ZM174 144V143H173ZM176 144V143H175ZM80 145V144H79ZM108 145H111V143H109ZM153 145V144H152ZM161 145V144H160ZM183 145V144H182ZM77 146V145H76ZM82 146H83V144H82ZM100 146V145H99ZM106 146V145H105ZM104 146V147H105ZM122 146V145H121ZM149 146V145H148ZM178 146V145H177ZM176 146V147H177ZM185 146V145H184ZM53 147H55V146H53ZM79 147V146H78ZM111 147H112V145H111ZM156 146H154V148H155ZM157 147H158V145H157ZM180 147H182V146H180L179 145V147H178V150H179V148ZM50 148V147H49ZM58 148V147H57ZM91 148V147H90ZM93 148V147H92ZM107 147H105V149H106ZM115 148V147H114ZM127 148V147H126ZM142 148V147H141ZM152 148V147H151ZM159 148V147H158ZM173 148V147H172ZM174 148H175V145H174ZM184 148L182 147L181 149L182 150H184ZM157 149V148H156ZM168 149V148H167ZM192 149V148H191ZM48 150V149H47ZM57 150V149H56ZM104 150V149H103ZM107 150V149H106ZM122 150V149H121ZM130 150V149H129ZM137 150V149H136ZM139 150V149H138ZM150 150V149H149ZM153 152H154V150L155 149H151ZM151 150H150V152H151ZM173 150V149H172ZM175 150V149H174ZM46 151V150H45ZM75 151H77V150H75ZM74 151V152H75ZM86 151V150H85ZM119 151V150H118ZM116 149H113V148H109V153L111 154L110 155V157H109V159L108 160H106L105 161V164L104 165H101V166H95L96 165V163L98 162L99 164H97V165H100V163H102V161L103 160H105L104 158L103 159H101L102 157L101 156H97L96 155V157H94L95 159H97V161L94 159V158H91V159H94V161H96V163H94L93 162V166H91V167H93V168H95L96 170L97 169H101L102 170V172L103 173H105L103 176L105 177V175H106V173H107V175H108V178L109 179H112V180H110V185H108V186H113V185H122V186H124L123 184H125V182L127 183V181L129 180H127V177H125V174L124 173H121L120 171H118V173H117V175L115 174L116 173V165L120 162L119 161V158H121V157H119L120 155H123V153H121V154H119V152H118ZM156 152H158L157 150H155ZM171 151V150H170ZM55 152V151H54ZM57 152V151H56ZM79 152V151H78ZM83 152V151H82ZM121 152H123V151H121ZM156 152H154L153 153V157L150 159V162H151V160L152 161H154L155 162V160L153 159L154 158V154L156 153ZM161 151L159 150V153H160ZM174 152V151H173ZM173 152H172V154H173ZM177 152V151H176ZM175 152V153H176ZM46 154H48L47 152H45ZM76 153V152H75ZM74 153V154H75ZM147 153V152H146ZM159 153H157L158 155H156L155 157H157V156H159ZM170 153V152H169ZM174 153V154H175ZM185 155H184V154ZM76 154H78V153H76ZM75 154V155H76ZM151 154V153H150ZM166 154V153H165ZM179 154V153H178ZM195 154V153H194ZM216 155V158L215 157H213V158H215V160L214 159H211L210 158V155H212V156H214V155ZM45 155V154H44ZM61 155V154H60ZM81 155V154H80ZM87 155V154H86ZM145 155V154H144ZM177 155V154H176ZM191 155V156H190ZM209 155V156H208ZM63 156H64V154H63ZM164 156V155H163ZM224 156V157H223ZM62 157V156H61ZM74 157V156H73ZM126 157H128V156H126ZM146 157V156H145ZM161 157H162V155H161ZM160 157V158H161ZM166 157L167 158H170V157H168L167 155H166ZM165 157V158H166ZM179 156H177V158H178ZM197 157V156H196ZM220 157V158H219ZM222 157V158H221ZM49 158H50V156H49ZM63 158V157H62ZM148 158V157H147ZM147 158H146V161H147ZM174 158V157H173ZM172 157H171V159H173ZM176 158V157H175ZM174 158V159H175ZM217 158H219V159H217ZM224 158V159H223ZM48 159V158H47ZM64 159V158H63ZM90 159V160H91ZM127 159V158H126ZM128 159H130V158H128ZM148 159V160H149ZM156 160H157V158H155ZM163 159V158H162ZM174 159H173V161H174ZM182 159V158H181ZM50 160V159H49ZM98 160H100V161H98ZM160 160V159H159ZM167 160V159H166ZM165 159H164V161H166ZM218 160H220V161H217ZM93 161V160H92ZM145 161V162H146ZM169 161V160H168ZM171 161V160H170ZM182 161V160H181ZM187 161L189 162V163H187ZM33 162V161H32ZM91 162V161H90ZM126 162H129V161H127L126 160ZM131 162H132V160H131ZM136 162V161H135ZM140 162V161H139ZM143 162V161H142ZM157 162V161H156ZM156 162H155V165H156ZM163 162V161H162ZM161 162V163H162ZM172 162V161H171ZM216 162V163H215ZM221 163V164H217V163ZM104 163V162H103ZM123 163H125V162H123ZM137 163H138V161H137ZM165 163V162H164ZM142 164V163H141ZM147 165H148V163H146ZM146 164H145V167H146ZM150 165L152 164V162L151 163H149ZM159 164V163H158ZM171 164H176V166L174 165V166H172ZM127 165V164H126ZM129 165L131 166V165H133L132 163H129ZM150 165L149 166H147V167H150ZM153 165V164H152ZM161 164H159V166H160ZM188 165H186L185 166V168L188 166ZM33 166V165H32ZM128 166V165H127ZM129 166V167H130ZM140 166V165H139ZM142 166H143V164H142ZM158 166V165H157ZM182 166V165H181ZM90 167V170H92V168ZM137 167V166H136ZM144 167V166H143ZM182 167H184V165L182 166ZM189 167V166H188ZM187 167V168H188ZM226 167H227V164H226ZM34 168H35V166H34ZM154 168V167H153ZM157 168V167H156ZM159 168V167H158ZM197 168V167H196ZM197 168V169H198ZM53 169V167L50 165V162H42L41 163V165L39 166V168H38V170H39V172H38V177H37V180H40L41 178H43L46 174H48V172H50L51 170ZM119 169V168H118ZM152 169V168H151ZM150 169V170H151ZM94 170V169H93ZM154 170L156 171V169L154 168ZM173 170H172V172H173ZM181 170V174H180V176H182V177H184L186 174L185 173H182V172H184L185 170V172H188V175H186L184 178H181V177H177V174H178V172ZM182 170H184V171H182ZM192 170V171H191ZM25 171V170H24ZM98 171V170H97ZM152 171V170H151ZM158 171V170H157ZM156 171V172H157ZM192 172V173H190V172ZM33 172V171H32ZM90 173H94L93 171H89ZM120 172V173H119ZM158 172H160V174H158ZM157 172V176L158 175H161L162 177H164L165 179H166V177L168 178V176H167V174H168V172H166L167 174L165 175V176H163V174L165 173H163L162 171H161V169L159 170ZM163 174H162V173ZM196 172H198L196 175L194 174L193 175V173H196ZM228 172H229V170H228ZM23 173V172H22ZM153 174H155L154 173V171L152 172ZM33 174V173H32ZM34 174L36 175V170L34 171ZM60 174V173H59ZM64 174V173H63ZM100 174H102V173H100ZM124 174V175H123ZM183 174H184V176H183ZM200 174V173H199ZM225 174H227V173H225ZM224 174V175H225ZM259 174V175H258ZM264 174V173H263ZM34 175V176H35ZM97 175V174H96ZM106 175V176H107ZM150 175V174H149ZM156 175L154 176L155 177V179H157L156 178ZM168 175H170V174H168ZM201 175V176H202ZM23 176H25L24 174H23ZM67 176V175H66ZM65 176V177H66ZM93 176H95V174L93 175ZM102 175H100V177H101ZM102 176V180L104 179V177ZM172 176V175H171ZM172 176V177H173ZM200 176V177H201ZM206 176H203V177H206ZM209 176V175H208ZM215 176H213V179H215ZM228 176H229V174H228ZM262 176V175H261ZM161 177V178H162ZM170 177V176H169ZM203 177H202V179H203ZM35 178H36V176H35ZM69 178V177H68ZM72 178V177H71ZM74 178H76V176L74 177ZM107 178V179H108ZM128 178H129V176H128ZM147 178V179H148ZM171 178V177H170ZM169 178V179H170ZM174 178V177H173ZM192 178L190 177V180H192ZM228 178V179H227ZM255 178V179H254ZM264 178V177H263ZM106 179V178H105ZM134 179V178H133ZM132 179V180H133ZM155 179L154 180H152L153 182L155 181ZM160 179V178H159ZM163 179V178H162ZM161 179V181H162V184H164V179L162 180ZM178 179L176 180L175 179V181H178ZM188 179V178H187ZM197 179V178H196ZM249 179H250V182H249ZM259 179H261V177L259 178ZM258 179V180H259ZM68 180H70V179H68ZM85 180V179H84ZM127 180V181H126ZM172 180V178L170 179V181ZM219 180H220V182H219ZM236 180H238L237 178H236ZM82 181V180H81ZM166 181V180H165ZM170 181H166L165 182V184L167 183V182H169L168 184L169 185H171L170 183H172V182H170ZM172 181H174V179L172 180ZM180 181H178L177 183H176V185H178V183H180ZM194 181H197V182H199L198 183V185H201V186H198L197 185V182L196 183H194ZM206 181V182H205ZM254 183V184H251L252 182ZM260 181V180H259ZM84 182V181H83ZM86 182H88V181H86ZM108 182V181H107ZM134 182V185L133 186H135V183H137V181H133ZM191 182V183H190ZM205 182V183H204ZM212 182V183H211ZM261 182L262 183H264V179H263V181L261 180ZM89 183V182H88ZM174 183V182H173ZM173 183H172V185H173ZM238 183V182H237ZM245 183V182H244ZM102 184H104V183H102ZM130 184H131V180H130ZM130 184H129V186H130ZM133 184V183H132ZM131 184V185H132ZM140 184H142L141 182H140ZM150 184V183H149ZM156 184V183H155ZM161 184V185H162ZM166 185V186H168V187H165L164 185H162V186H164L165 187V189H167V188H169V185ZM248 184H250V186L248 185ZM70 185H71V183H70ZM105 185V184H104ZM103 185V186H104ZM152 185V184H151ZM195 185H197L198 187H200V188H202V189H200V188H198V189H196L195 187ZM246 185H247V187L249 186L250 187V189H249V187L247 188L246 187ZM69 186V185H68ZM72 186V185H71ZM95 186H96V183H95ZM99 185H98V182H97V187H98ZM121 186V187H122ZM128 185L126 186V187H129ZM137 186V185H136ZM138 186H139V184H138ZM138 186H137V189H139L138 188ZM141 186V185H140ZM141 187L142 189L144 188V187ZM150 186V185H149ZM173 186H175V184L173 185ZM193 186H195V187H193ZM244 186L246 187V189L244 188ZM262 186V185H261ZM263 186H264V184H263ZM262 186V187H263ZM106 187V188H105ZM105 187H104V190L103 189H100V188H96L95 187V189H97V190H95V192H94V187H92L93 189H91L92 190V195H90V196H92V200H91V203H92V205L94 204V205H99V204H97L100 200H101V198H102V196H103V194H108V195H110L109 194V192L107 193V191H111L113 188H111V190H108V189H110L109 187L107 188V184L105 185ZM126 187H125V189H126ZM176 187V186H175ZM102 188V187H101ZM115 188H116V190H118V188H117V186H115ZM159 188H160V186H159ZM178 188H180L181 190H182V188L180 187V185H179V187ZM189 188H194V189H196L197 191H193V189H189ZM82 189V188H81ZM107 189V190H106ZM122 189V188H121ZM120 189V190H121ZM131 189H132V191H137V189L134 187V188H132L131 187ZM130 188H129V190H131ZM134 189V190H133ZM155 189H152V190H155ZM164 189V190H165ZM184 189V188H183ZM200 189V190H199ZM248 189L249 190H251V192L250 191H248ZM86 190V189H85ZM84 190V191H85ZM105 190H106V192H105ZM151 190V191H152ZM188 190H189V192H191V193H189V198H194V199H188ZM202 190V191H201ZM77 191V190H76ZM83 191V190H82ZM114 191V190H113ZM112 191V192H113ZM119 191V190H118ZM114 191V192H117L118 193V195H115L114 193H113V196H116V198L114 197V200H115V202L116 201H118V198L117 197H119L120 199H119V201H125L126 199H129L130 198V195H132V193H134V192H130V191H128V193H131L130 195H128V194H126V196L128 197L129 196V198H127L126 196H125V193H127V192H125L124 191V194H123V197H120V195L123 193H121V191ZM126 191H127V189H126ZM167 191V190H166ZM199 191L201 192V194H199ZM81 192V191H80ZM194 192L196 193V194H194ZM211 193V196H210V193ZM136 193V192H135ZM134 193V194H135ZM139 193V192H138ZM142 193V192H141ZM164 193V194H163ZM193 193V195H191L190 196V194H192ZM251 193V194H250ZM105 194V195H106ZM112 194V193H111ZM120 194V195H119ZM140 194V193H139ZM144 194H146L147 195V197L148 198H146V196H144ZM176 194V193H175ZM184 193L182 192V194H180V195H183ZM199 194V195H198ZM257 194H258V197L260 196V199H257L258 197H255V196H257ZM136 195H137V193H136ZM142 195V194H141ZM195 195V197H193ZM200 196V195H202L201 196V199H200V201H199V199H195L196 198V196ZM253 195V196H252ZM255 195V196H254ZM84 196H85V194H84ZM111 196V195H110ZM110 196H109V200H108V198H107V201H106V197L107 196H105V200L104 201H106V203L108 202V201H110L111 199H112V196H111V199H110ZM198 196H197V198H198ZM83 197V196H82ZM124 197H126V199L124 198ZM137 197V196H136ZM140 197V196H139ZM142 197V196H141ZM140 197V198H141ZM143 197L141 198V201H144V199H143ZM164 197V196H163ZM180 197V196H179ZM186 197V198H185ZM251 197V198H250ZM122 198V199H121ZM132 198V197H131ZM130 198V200H132L133 202H131V204L133 203L134 204V206H135V204L136 205H138L137 204V202H138V199H137V201H134V200H136V199H133V198H135V196H133V198L131 199ZM139 198V199H140ZM167 198H169V196L167 197ZM91 198H89V200H90ZM100 199V200H99ZM103 199V198H102ZM123 199H125V200H123ZM113 200V199H112ZM171 200H173V199H171ZM175 200V199H174ZM188 200H191L190 202L192 203V204H197L196 206L194 205V206H192V204L190 205V202H186V201H188ZM196 200H197V202H196ZM255 202V204H258V203H256V201H258V200H260V204L258 205V209L256 210L257 211V213L255 214V213H253V214H255V215H253V217L255 216V217H257V214L258 215H260V216H258L257 218H256V220L255 221H253L252 220V218H251V221H249L248 219V221L247 220H245L244 218H242L243 217V215L242 214H244V212L245 211H247L248 210V208H250L249 206H252V204L254 203L253 201ZM87 201V200H86ZM103 200L100 202V204L102 203V202H104ZM121 201V202H122ZM128 201V200H127ZM149 201V200H148ZM201 202L200 203V205L201 206H199V202ZM247 201H250V202H247ZM57 202V201H56ZM59 202V201H58ZM62 202H64V201H62ZM61 202V203H62ZM88 202V201H87ZM121 202H120V206H121ZM123 202H122V204H123ZM135 202V203H134ZM139 202H140V200H139ZM152 202V201H151ZM151 202H150V204H151ZM167 204H166V203ZM181 202V203H180ZM247 202V203H246ZM251 202H253V203H251ZM65 203V202H64ZM110 203V202H109ZM119 203V202H118ZM125 203V202H124ZM128 203H129V205H123V207H122V209H123V211H129V212H127L126 213V211L124 212V213H122V216L121 217H124V219L127 217V218H130L131 219V217H133V216H131V217H129L130 216V214L132 215L133 213H135V215H134V217H136V215H138V217L139 218H141L140 220L142 221V218H143V216H142V211H144L145 209H146V207L144 208V210H143V205L141 206L140 204H142V203H140L139 204V206H137L138 207V209L137 208H135L134 210H132L133 208L132 207H130V208H128L131 204H130V201H128ZM127 203V204H128ZM182 203H186V204H188V205H186L185 206V208H183V205L184 204H182ZM245 203H246V205H247V207H245L246 205H245ZM248 203L249 204H251V205H249L248 206ZM60 204V203H59ZM70 203H68V205H69ZM73 205H74V203H72ZM110 204H112V202L110 203ZM109 204V205H110ZM115 203H114V201H113V205H110V206H113L114 208H115V210L117 209V207H116V205H114ZM182 204V205H181ZM57 205H58V203H57ZM63 205V204H62ZM67 205V206H68ZM89 205H91V204H89ZM105 205V204H104ZM181 205V206H180ZM245 205V206H244ZM254 205V204H253ZM56 206V205H55ZM54 206V207H55ZM67 206H65V207H62V208H66V209H64V212L66 213V215L68 214V215H73V216H77V215H79V214H81L82 215V213H83V211H84V213H86V210L83 208V207H81V208H79V206L77 207V206H73V207H71V206H69V208L67 207ZM109 206V207H110ZM131 206H133V205H131ZM133 206V207H134ZM256 206V205H255ZM48 207V206H47ZM52 207V206H51ZM51 207L49 206V209H48V214H49V212H52V209H53V207H52V209H51ZM58 207V206H57ZM77 207V208H76ZM101 207H103L102 206V204H101ZM109 207L107 208L106 207V205H105V207L104 208H106V210H110L109 212H113V211H111V207H110V209H109ZM182 209H180V208ZM245 207V208H244ZM100 209V207H96V209ZM104 208H101V209H104ZM140 208L142 209V211L140 210ZM152 208H154V207H152ZM176 208V209H175ZM84 209V210H83ZM130 209V210H129ZM181 210V212H180V210ZM244 209H247V210H244ZM253 208H251L250 210H252ZM112 210H113V208H112ZM138 210H139V212H138ZM234 211V212H236V213H234V214H237L236 216H234V214H233V216H234V218H233V216L231 215L232 214V211ZM244 210V212L242 213V211ZM250 210L249 211H247L248 213L250 212ZM45 211V212H46ZM63 211V210H62ZM61 210L59 211L60 213L62 212ZM122 211V210H121ZM122 211V212H123ZM131 211H134V212H131ZM140 211H141V213H140ZM149 211V212H150ZM157 211H158V209H157ZM183 211V212H182ZM187 211V212H186ZM93 212V211H92ZM102 212H103V210H102ZM109 212H108V215H106L105 216V222L104 223H107V221H108V226L106 225V226H104L105 224L104 223H102L101 225H103L104 226V228H103V230L105 229V228H107V227H109L110 226V224H111V226H115V225H112V223L113 222H116L117 223V221H119V219H122L121 217H120V215H119V217L120 218H118L117 216V221H116V218L113 220V222L110 220L109 221V219H112V216L110 217L109 216ZM115 212V211H114ZM118 212H120V211H118ZM117 212V213H118ZM138 212V213H137ZM149 212H148V214H149ZM163 212H164V214H163ZM168 212H169V214H168ZM172 212V213H171ZM63 213V212H62ZM83 213V215H84V217H85V214ZM95 213V212H94ZM104 213H106L107 214V212H105V209H104V212H103V214ZM121 213V212H120ZM144 213L145 212H143V215H144ZM176 213H178V214H176ZM196 213V214H195ZM197 213L200 215L199 217H201L200 219H202V221H199L198 219H197V217H198V215H197ZM246 213V212H245ZM95 214H97V213H95ZM99 214V213H98ZM97 214V215H98ZM111 214V213H110ZM172 214V215H171ZM94 215V214H93ZM93 215H92V217H93ZM96 215V216H97ZM147 215V214H146ZM195 215V216H194ZM197 215V216H196ZM248 215V214H247ZM80 216V215H79ZM88 216L91 218V216H90V214L88 213ZM99 216H101V215H99ZM142 216V217H141ZM145 216V215H144ZM231 216V218H233V220L235 221V224H236V227H234V225H233V223L234 222H232L231 224H230V226H228V224L230 223V219L228 218V217H230ZM81 217V216H80ZM102 217V216H101ZM132 218L133 220H130V221H135L134 223L132 222V223H130L129 222V219H127L128 221V223H130V227H129V224H128V226H127V223L124 221V219H122V223L124 222L125 223V226H127V227H129V228H127V229H129L128 231H130V228L131 227H133L134 225L136 226V220H139V218L138 219H136V218ZM145 217H147V216H145ZM144 217V218H145ZM148 217H149V215H148ZM150 217H151V215H150ZM195 217V220L197 219V221H195V220H193V218ZM68 218V217H67ZM100 218V217H99ZM114 218V217H113ZM175 220H174V219ZM246 218V217H245ZM93 219H94V221H95V219H96V217H93ZM134 219H136V220H134ZM160 219V218H159ZM159 219L157 220V221H159ZM162 219H160L161 221H162ZM165 219H166V217H165ZM164 219V220H165ZM241 219H244L245 221H247V222H244V221H239V220H241ZM65 220V219H64ZM66 220H68V219H66ZM69 220H70V218H69ZM81 220V219H80ZM103 220V221H104ZM107 220V221H106ZM146 220V219H145ZM144 220V221H145ZM150 220V219H149ZM180 220V221H179ZM71 221V220H70ZM93 221V220H92ZM91 220H89V222H92ZM93 221V222H94ZM155 221V220H154ZM154 221H152L154 224H156L157 225V223H155ZM166 221H168V220H166ZM172 221V222H171ZM178 221V222H177ZM229 221V222H228ZM232 221V220H231ZM73 222V221H72ZM76 222V221H75ZM81 222V221H80ZM140 222V221H139ZM148 222V221H147ZM150 222V221H149ZM164 222V221H163ZM96 222H94L93 224H95ZM119 223V222H118ZM136 223V224H135ZM142 223V222H141ZM152 223V224H153ZM160 223V222H159ZM165 223H167V222H165ZM115 224V223H114ZM120 224V223H119ZM143 224V223H142ZM147 224V223H146ZM151 224V223H150ZM153 224V225H154ZM79 225V224H78ZM90 225H92V224H90ZM98 225H100V223L98 224ZM101 225H100V228H99V226L97 227L98 228V230H100V229H102V227H101ZM118 225V224H117ZM132 225V226H131ZM141 225V224H140ZM139 225V226H140ZM175 225L176 224H174L172 227H175ZM231 225H233V227L231 226ZM262 225V226H261ZM5 226V225H4ZM7 226V225H6ZM5 226V227H6ZM9 226L11 227V225L9 224ZM12 226H14V225H12ZM97 226V223H96V225H92L91 227L93 228V227H96ZM125 226H123L122 228L120 227V229H119V231L120 230H122V229H124L125 228ZM148 226V227H147ZM151 226V225H150ZM149 225H146V229H147V232L149 233V231H148V229L150 230L151 229V231H152V227L153 226H151L150 227ZM158 227H159V232L160 231H162L163 229H165L163 226H162V230H161V226H159V224L157 225ZM178 227H179V225H177ZM4 227V228H5ZM118 228H119V225L117 226ZM144 226H142V228H143ZM150 227V228H149ZM177 227V228H178ZM180 227H179V229H180ZM198 227H196L195 229H197ZM9 228V227H8ZM91 228V231L93 230ZM110 228V227H109ZM108 228V229H109ZM138 228V227H137ZM145 228V227H144ZM176 228V227H175ZM186 228V229H185ZM215 228H220V229H215ZM224 228L226 229L224 232H223V230H224ZM10 229V228H9ZM31 229V228H30ZM33 229V228H32ZM111 229V228H110ZM117 229V228H116ZM115 229V230H116ZM132 229V228H131ZM135 229V228H134ZM189 229H188V231H185V232H190L189 231ZM215 229V230H214ZM13 230V229H12ZM11 230V231H12ZM103 230L101 231H99L98 232V234H99V236H102L103 235ZM138 230H139V228H138ZM141 230V229H140ZM142 230H144V231H146L145 229H142ZM140 231L141 233L143 232V231ZM154 230H157V228L155 229V226H154ZM216 230H220L219 232L218 231H216ZM10 231V230H9ZM38 231V230H37ZM36 231V232H37ZM110 231V230H109ZM118 231V230H117ZM151 231H150V233H151ZM171 231H173V232H171ZM170 231V229H169V232L168 233H170L171 232V235H172V233H174V232H176L175 231V229L173 230V228H172V230ZM196 231V230H195ZM4 232V231H3ZM6 232H7V230H6ZM34 232V231H33ZM95 232H96V230L95 231H93L92 232V234L94 233L95 234ZM100 232H102V234L100 233ZM104 232H107V234H109V232L107 231V230H105ZM114 232V231H113ZM122 232V231H121ZM124 232V231H123ZM136 231H134V233L133 234H137V233H135ZM157 232H158V230H157ZM159 232H158V234H159ZM180 233L182 232V231H179ZM184 231H183V233H181V236H182V234H184L185 233ZM198 232H200L199 234H198ZM22 233H23V231H22ZM27 233H29V232H27ZM110 233H112V232H110ZM119 233V232H118ZM125 233V232H124ZM123 233V234H124ZM128 233V232H127ZM148 233H144V234H147V236H149L150 234H148ZM155 233H156V231H155ZM155 233H151V235H154V238H155ZM163 233H164V230H163ZM167 233V235L166 236H168L169 237V234ZM177 233V232H176ZM193 233H195V232H193ZM4 234V233H3ZM10 234V233H9ZM38 234V233H37ZM91 234V233H90ZM89 234V235H90ZM97 234V233H96ZM101 234V235H100ZM106 234V237L108 236ZM120 234V233H119ZM122 234V233H121ZM120 234V235H121ZM129 234H130V232H129ZM143 234V235H144ZM161 234H162V232H161ZM165 234H166V231H165ZM186 234L187 233H185L184 235H183V237H182V239L186 236ZM191 234V232L188 234V235H190ZM8 235V234H7ZM13 235V234H12ZM11 235V236H12ZM14 235H17V234H14ZM22 235V234H21ZM33 235V234H32ZM36 235V234H35ZM125 235H127L126 233H125ZM124 235V236H125ZM138 235L139 236H141L140 235V233H138ZM164 234H162V237L164 238V236H163ZM170 235V236H171ZM191 235H193V236H195L194 234H191ZM92 236V235H91ZM105 236V235H104ZM114 236V238H116L115 236L116 235H113ZM123 235H121V238H120V240H119V242L123 239V241H124V238H126L127 236H125L124 238L122 237ZM131 236H133V235H131ZM135 236V235H134ZM133 236V237H134ZM146 235H145V237H147ZM156 236H158L157 234H156ZM161 235L159 234V236L158 237H160ZM177 236V237H176ZM179 236V237H178ZM13 237V236H12ZM20 237V236H19ZM19 237H18V239H19ZM89 236H87V238H88ZM94 237H95V235H94ZM93 237V238H94ZM96 237H98V236H96ZM103 237V236H102ZM105 237V238H106ZM120 237V236H119ZM136 237V236H135ZM142 237V236H141ZM141 237H136V238H138V240H136L137 241V243L139 242V241H141L140 239H142ZM157 237V238H158ZM167 237V238H168ZM172 237V236H171ZM192 237V236H191ZM190 237V238H191ZM247 238L246 239V241H245V239L244 238ZM29 239H30V236L28 237ZM118 238V237H117ZM135 238V239H136ZM140 238V239H139ZM148 238H150V236L148 237ZM151 238H153V236L151 237ZM163 238H158V239H156V241H159L160 239L161 240H165V239H163ZM170 238V237H169ZM174 238H176V239H179L180 238V234H176V235H174L173 234V239ZM187 238V237H186ZM185 238V239H186ZM189 238V237H188ZM189 238V239H190ZM195 238V237H194ZM198 238V237H197ZM197 238H195V240H194V243L196 242L197 243ZM31 239H34V237L32 236V238ZM90 239V238H89ZM95 239V238H94ZM94 239L93 240H91V241H93V243H94ZM98 239V238H97ZM104 239V238H103ZM109 239H111V240H109ZM109 239H107L108 240V243H107V245L108 244H110V243H112V238H111V236H110V238ZM128 239V238H127ZM129 239H131V237H129ZM135 239H133L132 240V242L135 240ZM197 239V240H196ZM206 239V238H205ZM26 240V239H25ZM88 240V239H87ZM116 240V239H115ZM114 240V241H115ZM126 240V239H125ZM171 240H172V238L171 239H169V240H167L166 241V243L168 242V243H171ZM191 240H192V238H191ZM191 240H189L190 241V243H189V241L187 242V240H185L187 243H186V245H187V247H188V245L189 246H193V245H195L194 243L192 244V241ZM200 240V239H199ZM199 240H198V243H201V242H199ZM34 241V240H33ZM90 241V242H91ZM99 241V240H98ZM102 241V240H101ZM104 241V240H103ZM109 241H111L110 243H109ZM129 241H131V240H129ZM144 241V240H143ZM142 241V242H143ZM177 241V240H176ZM181 240H179V241H177L178 243H176L175 242V240L174 241H172V243H174L173 244V246L175 247V246H178V248L177 247H175V249L177 248V250L179 251L180 249H179V247H183V244L185 245V241L183 242V244L182 243H180V245H179V242H180ZM80 242H82V240L80 241ZM79 242V243H80ZM95 242H97L96 240H95ZM165 243V241H162V242H160V243ZM182 242V241H181ZM205 243H206V241H204ZM210 242V243H211ZM98 243V242H97ZM104 243H105V241H104ZM114 243H115V245H114ZM113 243V245H114V247H116L117 246V244H118V242H117V240H116V242H114ZM117 243V244H116ZM121 243V242H120ZM125 243V242H124ZM128 243V242H127ZM126 243V244H127ZM134 243V242H133ZM136 242H135V244L137 245V247H138V250H139V245L141 244V245H144V246H140V248H142L143 250H144V248L146 247L147 249H148V244L149 243H147L146 244V242H145V244L143 243H138L137 244ZM165 243V246L166 247H169V249H170V245H172V244H169V246H167L168 245V243L166 244ZM81 244V243H80ZM90 244V243H89ZM123 244V243H122ZM121 244V246L118 244V246H120V247H122L121 248V250H122V252L121 253H125V251H126V249H129V247H126V246H129V245H126L125 247V251L123 250V245ZM129 244V243H128ZM176 244V245H175ZM182 244V245H181ZM202 244V243H201ZM200 244V245H201ZM213 244V243H212ZM69 245V244H68ZM92 245V244H91ZM96 245H98V244H96ZM103 245V244H102ZM107 245H106V247H107ZM112 245V244H111ZM112 245V246H113ZM131 246H133L132 244H130ZM163 245V244H162ZM196 245H199V244H196ZM207 245H211V244H209V243H207ZM94 246V248H95V245H93ZM99 246H100V244H99ZM109 246V245H108ZM112 246H110V247H112ZM135 246V245H134ZM173 246H171V247H173ZM203 246H204V244H203ZM203 246H201V248L203 247ZM206 246V245H205ZM216 246V245H215ZM215 246H213V249H216L215 248ZM82 247V246H81ZM80 247V248H81ZM97 247V246H96ZM106 247H102L103 248V250L105 249L106 250ZM136 247V248H137ZM152 247V246H151ZM155 246H153V248H154ZM173 247V248H174ZM207 247H210V246H206V248H202L201 250H203V251H205V249H207ZM76 248V247H75ZM94 248H92V251H93V249ZM101 248V247H100ZM117 248V249H116ZM115 249H116V254H118L119 253V255H117V257H119V256H121L120 255V252H118L117 253V250L119 251L120 249H118L119 247H116ZM130 248H134V247H130ZM184 248V247H183ZM194 248V247H193ZM217 248V249H218ZM67 249V248H66ZM71 249H73V248H71ZM78 249V248H77ZM109 249H111V248H109ZM150 249V248H149ZM149 249L147 250V251H149ZM156 248H154V250H155ZM168 249V248H167ZM172 249V248H171ZM171 249H170V251H171ZM175 249H172V250H175ZM182 249V248H181ZM185 249H186V246H185ZM184 249V250H185ZM189 249V248H188ZM212 249V250H213ZM80 250V249H79ZM112 250V249H111ZM110 250V251H111ZM120 250V251H121ZM133 250V252H134V249H130V251H132ZM137 250V251H138ZM142 250V251H143ZM146 250V249H145ZM153 250V249H152ZM161 249H158V251H160ZM183 250V249H182ZM183 250V251H184ZM209 250H211V249H209ZM83 251V250H82ZM114 251V250H113ZM112 251V252H113ZM124 251V252H123ZM137 251H135L136 252V254H137ZM141 251V250H140ZM157 251V250H156ZM163 251V250H162ZM161 251V252H162ZM186 251H187V249H186ZM189 251H187V252H189ZM199 251H200V249H199ZM208 251V250H207ZM207 251L204 253V254H208L207 253ZM68 252V251H67ZM100 252V251H99ZM105 252H107L108 253V249H107V251H105ZM112 252L110 253L111 255H112ZM115 252H113V253H115ZM146 252V251H145ZM180 252V251H179ZM179 252H177L176 254H177V257H179V258H183L182 260H184L186 263H187V261H189V260H187L186 258H185V256H182V253L183 252H181L180 254H181V256H178L179 255ZM185 252V251H184ZM209 252V251H208ZM23 253V252H22ZM84 253V252H83ZM102 253H103V255H104V252L102 251ZM127 253L129 254L130 252H128L127 251ZM126 253V254H127ZM140 253V252H139ZM153 253H154V251H153ZM165 255H167L165 252H163ZM200 254H198L197 256L200 258L202 255H204V254H201V253H203V252H199ZM213 253V252H212ZM97 253H95V255H96ZM115 254V255H116ZM152 254V253H151ZM176 254H172L173 256H176ZM184 254V253H183ZM185 254H186V252H185ZM184 254V255H185ZM217 254V253H216ZM23 255H24V253H23ZM73 255V254H72ZM71 255V256H72ZM98 255V254H97ZM103 255H100V256H103ZM125 255V254H124ZM123 255V256H124ZM141 255H142V252H141ZM140 254H139V256H141ZM146 255V254H145ZM169 255H170V253H169ZM171 255V256H172ZM186 255H188V257H189V254L187 253ZM70 256V255H69ZM70 256V257H71ZM109 256V253H108V255H107V257ZM132 256V257H131ZM143 256V255H142ZM152 256V255H151ZM168 256V255H167ZM206 256V255H205ZM204 256V257H205ZM103 257H105V256H103ZM111 259H113L112 257H113V255H112V257L111 256H109ZM125 257V256H124ZM126 257H127V255H126ZM125 257V258H126ZM131 257V258H130ZM145 258H146V256H144ZM170 257V256H169ZM203 257V258H204ZM1 258V257H0ZM98 258V257H97ZM102 258V257H101ZM101 258H99V259H101ZM148 258H149V256H148ZM151 258V257H150ZM185 258V259H184ZM223 258H224V260H223ZM67 259H68V257H67ZM71 259H72V257H71ZM92 259V258H91ZM95 259V258H94ZM94 259H93V261H94ZM98 259V260H99ZM108 259V258H107ZM120 259V258H119ZM122 259V258H121ZM124 259V258H123ZM122 259V260H123ZM126 259H128V258H126ZM97 259H95V261H96ZM116 260H118V259H116ZM115 260V263L117 262ZM121 260V261H122ZM129 260V261H128ZM127 261H128V264H131L132 263V261H134V260H136V262H134L135 264H144V263H141V261H140V259H139V257L137 256V257H135V254L134 255H130L129 256V259H128ZM144 260V259H143ZM151 261H152V259H150ZM160 259H158V260H156V264H157V262H160L159 261ZM176 260V261H175ZM179 261V259H175V257H174V261L175 262H178ZM69 261V260H68ZM93 261H92V264H93ZM95 261H94V263H95ZM106 259L103 261V263H107V261H109V260H107L106 262ZM111 261V262H110ZM109 262H110V264H113V262L112 261H114V259L113 260H110ZM119 261V260H118ZM120 261V262H121ZM125 261V260H124ZM123 261V262H124ZM223 261V262H222ZM49 262V261H48ZM65 262H67V261H65ZM82 262V261H81ZM148 262V261H147ZM150 262V261H149ZM148 262V263H149ZM155 262V260L152 262V264ZM161 262H162V260H161ZM174 262V263H175ZM185 262H184V264H185ZM192 262H194V263H192ZM64 263V262H63ZM100 263V262H99ZM122 263V262H121ZM126 262H124V264H125ZM134 263H132V264H134ZM189 263V262H188ZM187 263V264H188ZM39 264V263H38ZM58 264V263H57ZM60 264V263H59ZM89 264H91V262L89 263ZM102 264V263H101ZM118 264H120V263H118ZM151 264V263H150ZM170 264V263H169ZM178 264H180V263H178ZM181 264H182V261H181Z\"/></svg>",
    "mask_w": 264,
    "mask_h": 264
},
{
    "label": "rangeland",
    "instance_id": "rangeland-1",
    "mask_svg": "<svg viewBox=\"0 0 264 264\" xmlns=\"http://www.w3.org/2000/svg\"><path fill=\"white\" fill-rule=\"evenodd\" d=\"M191 1V5H190V2ZM198 3H197V2ZM202 1V0H201ZM208 1V0H207ZM224 1V3H225V5H226V2L227 3H230L231 2V0H222L221 2H223ZM234 0H232V2H233ZM239 1V4L240 5H238L239 7H237V4H238V2L235 0V2L234 3H230L231 5H230V9H231V7H232V11H233V13H234V15H233V13H231V10H230V12L228 11V13L230 14V15H232V17L230 18V20L232 19V18H236L238 15H237V12H238V8H241L243 5L242 4H244V3H248V2H250L251 0H249V1H246V0H241V2H240V0H238ZM252 1H254L253 3H256V2H258V3H256V4H254V7L252 6V7H250V5H253V3H252ZM251 1V3H248L247 5H244L243 6V8L245 9L246 8V6H247V11H246V9L244 10V9H239L240 11H239V13H241L240 15H242V16H240V18L238 17L237 19H241V21L240 20H238V22H239V31L241 30H245L246 29V31H242V33H239V36H238V39H239V41L240 40H243V38H245V36H243L244 35V33H247V35L249 34L248 32H250V34H252V36H254L253 38H252V41L249 43L250 45H248L249 47L247 48V50H244L243 51V53L240 55V57H239V64H238V69L236 68L237 67V65L235 64V65H233V68L235 69L234 71H231V75L229 74L230 73V71H228V75H227V77H226V70H229V69H231V66L229 67V65H231L232 63L231 62H228V65L227 66H225V64H224V67H222V65H218V66H221V68L220 69H222L223 71H222V73L224 74H218V75H215V74H213L212 75V73H211V75H210V73L208 74L207 73V75H209V76H214V77H212V78H209L208 76L206 77V74H204V76L203 77H205V78H207V79H205V78H202V73H199V75L198 74H196V73H198V72H196V71H199V69L198 68H195V64H197L198 66H199V64H200V66H201V68L203 69V65L205 64V59H204V57H202V56H200V59H199V57L197 56L198 54H191V52H187V54L189 55H187V58H189L188 60H186L187 58L185 57V59L183 60V52L182 51H180V52H182V53H178V52H174L175 53V55H174V61L173 62H175V61H177L175 64H176V68H174V72L176 73H174L173 75L172 74H169L168 75V80H167V84H168V88H169V90L168 91H160V92H158V94H159V97H160V103L158 104V106L159 107H161L162 106V104H163V102L165 101V100H167V104L169 103V100L172 98L173 100H174V98L172 97L174 94V96L176 97L175 98V104L173 103L174 101H172V107H173V105H175L174 106V108L173 109H170V107L168 108V110H165V106L163 105L162 106V108H163V111H162V109H160V111H162V112H159V114H158V116H159V118L160 119H164L165 118V115H166V117L168 118V116H167V114L169 115V118H168V120H166V118H165V122H163V123H156L157 125V127L155 126V123L153 122V123H147V122H143V123H137L138 124V127L139 128H137V126H135L134 127V124L135 123H130V122H126V123H120V122H116V123H114V122H100V123H97V124H90V126L89 127H87V128H82V127H79V128H77L78 129V131L80 132L79 133V135L81 136V135H89V133H88V130H91V127H92V125H94V138H92V137H89L90 139V141L87 139V138H83V137H79V138H66V136L67 135H70V132H67V131H63V133H62V137L61 138H59V139H57V140H54L55 142H47V144L45 145V149H44V151L46 150V152L48 153V154H43V157L45 158V157H47V156H49V154H55V156H56V159L57 160H59V161H61L58 165H57V167L59 166V165H61V163L63 164V163H65L66 161H68V160H76V162H77V165H78V169L77 170H73V171H71L72 173H74L75 175H77L78 176V178L76 177L75 179H76V187H63V188H61L60 190L62 191V195H66V196H71V198L72 199H74V200H76V202H73V201H71V202H69V201H66V199L65 198H60V199H62L64 202H62V203H60V201L58 202V205H56L57 203H52L51 205H50V207L52 206L53 207V209H52V207H51V209H52V212H49V214L50 215H54L55 214V212H57V209H59L58 210V212L60 211V210H63L61 213H62V216L65 218V220L64 219H62V223L63 224H65V225H67L70 229H72V230H74V234H72V235H70V236H68V237H66L67 238V242L65 243V245L63 246V249L62 250H60V253H59V255H57V257H54L53 258V260H52V262L50 263V264H89L90 262H91V264H92V261H93V259L95 258V259H97L96 261H95V259H94V261H95V263H94V261H93V264H105V263H103V261L106 259V261L107 260H113L114 259V261H112L113 262V264H118V263H120V264H124V262H126L125 264H128V259H129V256L130 255H134L135 254V257H139V259H140V261H141V263H144V264H152V262L155 260V262L153 263V264H156V260H158V259H160L159 261L160 262H157V264H178V263H180L181 264V261H182V264H184V260H182L183 258H179V257H177V252H179V255L178 256H181V252H183L184 254H185V252H186V254L188 253L189 254V257H188V255H184L183 253H182V256H185V258L187 259V260H189L190 259V257L192 256V255H194L196 252H198V253H196L194 256H195V259L192 257V259L196 262L198 259V262L200 261V259H201V261H203V260H205V258H207L209 255H211V254H213V255H215V257L216 258H218L219 256V254L218 253H221L222 252V250L221 249H219L218 247H217V244L219 245V243H217L216 244V242H211V241H207V240H210V237H205L204 238V236H202L201 238H199L200 237V235H197V230H200L201 231V229H199L200 228V226L198 227V226H196V227H198L197 229H195L196 227H194L193 228V232H195V233H193L191 230L192 229H189V231L191 232V234H196L195 236H193V235H188L190 232H185V231H188V229L187 230H184L183 228V226L181 225V227H180V224H177V223H174V224H176L175 225V227H172L173 225H168V222L170 221L169 219H171L172 220V216H174L175 215V212H177L178 211V208L176 209L177 211H174V210H170V211H172L171 213L173 214H171L172 216H170V214H169V212H168V214L169 215H163V218L165 219V217H166V219L164 220V219H162V217H159L160 219H162V221L159 219V218H153V220H151V218H152V213L154 212V210H155V207H156V203L154 202V204H153V200H150V199H152V198H154L155 196H157L158 194H159V192L160 191H158L159 189H161L162 190V187L165 189V187H168V186H166L169 182H167L166 184H165V182L166 181H170V179L172 178V180L174 179V181H170V182H174L173 183V185L175 184V186H173L172 185V183H170L171 185H169V188H167V189H163L161 192H165V194L161 197V196H159V197H157V198H159V199H163L164 198V200H168L169 201V203L170 204H172V206H173V204L174 203H172V202H174L175 201V204H174V207H175V205L177 206V205H179V199H181V197H182V199L180 200L181 202H182V200L184 199V195H187L185 192H187V189H188V185H186V187H185V184H181L182 182L183 183H188V181H192V183L191 184H193V179L195 178V180H198L199 181V179H201V182L199 183V182H197V181H194V183H196L197 182V185H198V183L199 184H201V185H198V186H201L202 188H203V183H202V180L204 181V179H207L206 181H207V183L208 182H210V180L208 181V179L209 178H207V177H210V174H211V176H212V178H210V179H212V182H215V183H217L218 182V178H220V180L222 179V177H220L221 175L223 176V177H229V181H231L230 179L232 178V176L235 178V181H233V182H235L236 184H240L241 183V185L242 184H247L248 183V180L245 178V180H244V178H242L241 180H242V182L239 180V178L236 176V174H232V175H230V167H232V166H229V165H232V164H228V163H226L227 164V167H226V164H224V162H223V166L222 165H220L221 167H220V171L221 172H219V173H221L220 175H219V177H217V176H215L216 174H213L212 172L209 174V173H206L207 174V176L204 174V175H202V172H203V170H202V172H200L199 171V168H198V165L196 166L195 165V169L197 170V171H199V173L198 172H196V173H193V175L195 174H197V175H199V179H198V177H197V175L196 176H193V178H192V175L190 174L189 176L192 178V180H190V177H188V176H186V175H188V172H185L187 169L189 170V169H191L192 168V170H194L193 172H195V169H193V166L190 168V166L191 165H188V164H186L185 162H186V159L188 160V157L186 158V155L187 156H189V152H190V154H192V155H194V156H191V157H194V158H198V157H201V156H198V154H201V153H199V152H201V151H199L200 149L198 148L199 147V145H197L198 143V140H195V139H199V141H201V138H193L191 141L189 140V138H187V141H185L186 140V111L184 110V109H186V105L187 106H190V107H197V110H198V106H202V101H203V105L205 106V103H206V108L208 107L207 106V101L206 100H209L210 102H208V104L210 103L211 104V99L213 98V97H215L216 98V96H213V95H211L212 93L214 94H217V98L219 99H221V102L220 101H218V99H216L217 100V102H220V103H215V98H213L212 100H214V103H213V101H212V104H211V106H213L214 107V105L215 104H217L218 106H216V108H220V104L224 101V104H226V102H227V104H228V108H229V110L230 109H233L234 107H235V105L232 107L231 105L234 103V102H232L231 101V96H230V93L229 92H231V91H229L230 89H231V86L233 85L232 83H233V81L235 80V78H237V80H238V77L239 78H241V80H243L244 82H248L249 80H247L249 77H250V75H248V73H246L247 72V70H248V68L251 66V65H255V63H254V60L253 61H251L252 63H250V57L248 58V60H247V58H245V60H244V57H246V54H247V52L248 51H251L252 52V49H254L253 47H256L255 45H257V40H260L261 39V36L263 35L262 33H264V24H263V26H262V24H261V22L262 23H264L263 21H264V9H262V6H263V8H264V0H252ZM215 2H220V1H217V0H215ZM220 2V3H221ZM237 2V3H236ZM244 2V3H243ZM261 2V3H260ZM188 3H189V6H188ZM202 3H204V4H201L200 3V0H186V10L187 9H189V10H187L188 12H190L189 14L186 12V14H188L189 16H188V20H189V17H190V19L192 18L191 17V15H193L196 11H197V8L198 7H200L201 8V10H203L204 11V9H206V6H205V2L204 1H202ZM193 4V5H192ZM195 4H197L198 5V7H195V6H197V5H195ZM199 4H200V6H199ZM223 4V3H222ZM233 4V5H232ZM202 5V6H201ZM260 5V6H259ZM191 6V7H190ZM192 6L194 7L193 8V10H192ZM204 6V7H203ZM226 6H228V8H229V4H227ZM226 6L224 7V9H226ZM255 6H258V8L257 7H255ZM223 7V6H222ZM234 7H236L235 9H237V10H235L236 12H234ZM249 7V8H248ZM199 9V8H198ZM224 9L222 8V10L224 11ZM256 9V10H255ZM194 10H195V12H194ZM227 10H229V9H226L224 12L226 13L227 12ZM244 10V11H243ZM249 10H251V11H249ZM254 10V14H252L253 11ZM193 11V12H192ZM261 11V12H260ZM244 12H247L246 14H243ZM191 14V15H190ZM252 14V15H251ZM237 15V16H236ZM246 15H247V17H246ZM248 15L249 16H252V17H254V18H251L250 19V21H248L249 19V17H248ZM235 16V17H234ZM244 16H245V18H244ZM186 18H187V15H186ZM221 19V18H220ZM219 20V19H218ZM228 20H229V18H228ZM245 20H247V21H245ZM256 20V21H255ZM257 20H259V21H257ZM190 21V20H189ZM191 21H192V19H191ZM244 21H245V24H246V26H245V24H244ZM247 22V23H246ZM256 22V23H255ZM258 22H260V23H258ZM201 23H203V22H201ZM242 25H241V24ZM254 23V24H253ZM252 24V25H251ZM256 24H258V25H260V26H258L257 25V28H256ZM241 25V26H240ZM254 26H255V28H254ZM197 27H199V26H197ZM240 27H243V28H241L240 29ZM259 27V28H258ZM261 27H263V28H261ZM261 28V29H260ZM248 29L250 30V31H248ZM256 29H258V30H256ZM259 29H260V32H259ZM258 31V32H257ZM253 32H254V34L255 35H253ZM256 32V33H255ZM257 34V35H256ZM260 36H259V35ZM262 34V35H261ZM243 36V37H242ZM197 37V36H196ZM198 38V37H197ZM226 38H228L227 40H225V37L223 36V38L222 39H224L225 40V42H228L229 41V43H230V45L227 43V45L228 46H230V47H227L226 48V44H225V42L224 43H222V40H218V41H221V42H216L217 44H214L215 45V47H216V51L218 52H222V54L224 53V54H226V55H229V53L230 52H227L228 50H230L231 49V47H232V49H236V47H237V49H239L238 48V44H236L237 42H235V41H233L234 43H232V41H230V38L231 37H226ZM186 39H187V41H186V43L188 42L189 44H190V40H189V36H186ZM223 40V41H224ZM235 40V39H234ZM192 42V41H191ZM186 44V50L188 51V50H190V49H193V50H195L196 49V51H199V50H201V49H203L202 48V45L203 46H206V42L204 41V40H201V41H198V42H196L195 44H193L194 42H192L191 43V45H189V44ZM199 43V44H198ZM202 45H201V44ZM204 43H206V44H204ZM252 43V44H251ZM198 46H197V45ZM220 44V45H219ZM234 44V45H233ZM197 46V48H196V46ZM208 45V44H207ZM219 45V46H218ZM190 46H194V47H191L190 48ZM222 46H223V48H224V52H223V48H222ZM198 49V50H197ZM227 49V50H226ZM226 50V51H225ZM176 51V50H175ZM226 52V53H225ZM239 52V50L236 52V53H238ZM176 53L178 54V55H176ZM182 54V55H181ZM190 54L192 55V56H190ZM250 54V53H249ZM179 55L181 56L180 58H182V59H180V61H181V63H179V59H178V57H179ZM196 55V56H195ZM243 55V56H242ZM171 56H172V54H171ZM249 56V55H248ZM259 56H260V54L258 53V54H254V57H257V58H259ZM196 58V59H195ZM201 58H203L202 59V61H201ZM194 60L195 59V61H196V63H195V61H191V60ZM199 59V60H198ZM228 59H230V58H228ZM259 59H262V58H259ZM186 60V63H187V61H188V63H187V65H185L186 67V72H187V75H183L181 72H179L180 70L182 71L183 69H184V61ZM200 61V63L198 62V61ZM261 61V60H260ZM161 62V61H160ZM165 62V61H164ZM169 62H172V59L171 60H169ZM203 62H204V64H203ZM264 61H263V59H262V62H260V63H263ZM190 63V64H189ZM195 63V64H194ZM201 63H202V65H201ZM166 64V63H165ZM181 66H180V65ZM244 64V65H243ZM257 64V63H256ZM259 65V64H258ZM258 65H255V67H257V68H260V73L264 70L263 68H264V66H260V65H263V64H260L259 66ZM190 66H191V68H190ZM194 66V67H193ZM203 66V67H202ZM193 67V68H192ZM254 67V68H255ZM177 68L179 69L180 68V70L178 71V72H176L177 71ZM256 68V69H257ZM176 69V70H175ZM187 69H188V71H187ZM190 69H193V71L194 72H196V73H193V74H191L192 73V70H190ZM200 70V71H204V69L203 70ZM237 69V70H236ZM208 71H210V70H208ZM189 72V73H188ZM181 73V75L180 76H177V75H179ZM190 74V75H189ZM183 75V76H182ZM192 75H193V77H192ZM230 75V76H229ZM182 76V77H181ZM186 76H188V78L186 77ZM191 76V77H190ZM200 76H201V78H202V80H204L205 79V81L202 83V81L200 82V80H201V78H200ZM217 76V77H216ZM219 76V77H218ZM248 76V77H247ZM181 77V78H180ZM184 77V78H183ZM195 77H197V78H195ZM225 79H224V78ZM192 78H195V79H192ZM209 78V79H208ZM215 78H218L217 80H215ZM233 78V79H232ZM182 79H184L183 81H182ZM193 81H192V80ZM197 79V80H196ZM199 79V80H198ZM211 79V81H214V82H211L212 84H208V83H210L209 82V80ZM221 79V80H220ZM207 80H208V82H207ZM230 80V81H229ZM236 80V81H237ZM240 80V79H239ZM240 80V81H241ZM246 80V81H245ZM191 81V82H190ZM215 81H217V82H220V84H219V86L221 87L220 89H219V92H220V94L222 95L223 94V97L217 92V90H211L210 92L208 91V90H204V91H208L209 93H211V94H209L208 92H206V93H204V92H202V90H197L196 92H198L199 94H200V96H199V94H198V97H197V93L195 92V91H190V92H187L186 91V87L188 86V87H190V84H193V83H202V85L204 84V83H206V87H207V85H209L208 87H210V85L211 86H218V84L216 83L215 84ZM224 82H225V85H224ZM231 82V83H230ZM237 82H239V81H237ZM237 82H235L234 84H235V86L238 84ZM187 84V86H186V84ZM221 83H223V84H221ZM183 85V86H182ZM204 86V87H205ZM223 86H225L224 87V91H223V93H221V89H223L222 87ZM229 86V87H228ZM234 86V85H233ZM232 86V87H233ZM207 87V88H208ZM184 88V89H183ZM229 88V89H228ZM228 89V90H227ZM175 91V92H174ZM200 91L204 94V97H203V95L200 93ZM171 92V93H170ZM224 92H225V94H224ZM229 94H228V93ZM186 93H192L191 94V96H192V98H193V100L195 99L196 100V98H197V100L195 101H193L192 100V98H189L188 97V103L186 104ZM208 93V94H207ZM171 94V95H170ZM209 96H207V95ZM227 94V95H226ZM177 95V96H176ZM178 95L180 96L179 98H178ZM184 97H183V96ZM190 96V97H191ZM201 96H202V98H201ZM205 96L207 97V99L205 100ZM212 96V97H211ZM225 96H227L226 98L228 99V100H222V98H224ZM167 99H166V98ZM168 97H170V99H168ZM183 97V98H182ZM222 97V98H221ZM165 98V99H164ZM180 98H182V99H180ZM200 98H201V102H199V100H200ZM209 98V99H208ZM181 101H180V100ZM219 99V100H220ZM225 99V98H224ZM178 101V103H177V105H176V102ZM206 101V102H205ZM226 101V102H225ZM228 101H231V103L232 104H229L230 102H228ZM241 103H238L239 105H236V107L237 106H241V104L243 105V102L242 101H240ZM166 103H164L165 105H166ZM180 104H181V106H180ZM236 104V103H235ZM185 105V106H184ZM183 106V107H182ZM210 105H209V107H208V110L206 109V113H204V114H206L207 115V113L208 114H211V115H208L207 116V119H206V116H204V114H201V115H203L202 117L203 118H205V121H210V120H212V121H214L213 123H212V121L211 122H207V123H210V124H208V125H210V128H208L207 129V127H209V126H207V125H203V121H204V119H201V115L200 116H198L200 119H199V121L201 120V122L200 123H197V122H199V121H197V119H196V123H193V125H195V126H193L192 125V127H191V129H192V131L193 130H195L196 128H198V129H196V130H199V126L201 125V127L203 126V128L202 129H204L207 133V135H209L210 133V135H212V133L213 134H215V135H217V136H222L220 133L222 132L221 131V127H223L222 128V130H225L224 129V127H228V126H230L228 123H230V122H227V121H230V119L228 118L229 116L230 117H233V116H231V115H229V116H226L225 114L224 115H220L219 116V114H218V117L216 118V116H214L215 115V111L217 110V109H215V110H212V108H211V113H209L208 111H210V107H211ZM221 106H222V104H221ZM224 106V105H223ZM231 106V107H230ZM171 107V108H172ZM180 107V108H179ZM235 107V108H236ZM176 108V109H175ZM179 108V109H178ZM188 108V107H187ZM215 108V107H214ZM213 108V109H214ZM118 110L119 109H117L116 110V112L115 113H117L118 112ZM174 110V111H173ZM177 110V111H176ZM181 110V111H180ZM239 110V109H238ZM164 111H167V114H165L164 115ZM169 111V112H168ZM171 111V112H170ZM173 111V112H172ZM175 111H176V113L178 112L179 114H178V120H180L181 118L182 119H184L183 120V123H182V120H180V122L182 123L181 125L183 126H181V125H179L180 124V122L176 119L177 117H175V115H174V117H172L173 116V114L175 113ZM183 111V112H182ZM231 111V110H230ZM240 111V110H239ZM166 113V112H165ZM182 113V114H181ZM160 114H163L162 116H160ZM172 116H171V115ZM183 116H181V115ZM181 117H180V116ZM240 115V114H239ZM164 116V117H163ZM176 116H177V114H176ZM226 116V117H225ZM236 116V115H235ZM163 117V118H162ZM171 117H172V121H169L170 119H171ZM197 117V118H198ZM225 117V118H224ZM237 117V116H236ZM241 117V115L239 116V118ZM228 118V119H227ZM242 118V117H241ZM174 119V120H173ZM233 119H235V117L233 118ZM232 118H231V121L233 122L234 120H233ZM244 119V118H243ZM203 120V121H202ZM225 120H227L226 121V123H225ZM244 120H246V119H244ZM243 120V121H244ZM175 121H177V122H179V124H178V126L176 125V123L177 122H175ZM174 122V123H173ZM236 122V120L234 121V123ZM245 122V121H244ZM103 123V124H102ZM117 123H119V125L117 124ZM129 123V124H128ZM213 125H212V124ZM126 124V125H125ZM128 124V125H127ZM131 124H132V126H131ZM136 124V125H137ZM149 124H151V126L153 125L154 127L152 128V129H155V130H152L150 127V125ZM227 124V125H226ZM85 125V124H84ZM122 125V126H121ZM123 125H125V126H123ZM149 125V126H148ZM163 125V126H162ZM198 127H197V126ZM224 125V126H223ZM235 125H236V123H235ZM82 126V125H81ZM103 126V127H102ZM116 126V130H114L115 127ZM140 126L143 128H140ZM180 126V127H179ZM184 126H185V128H184ZM205 126H207V127H205ZM101 127V128H100ZM123 127H126L125 129H123ZM130 129H129V128ZM131 127H132V129H131ZM164 127L166 128V130L164 129ZM170 127V128H169ZM195 127V128H194ZM113 130H112V129ZM121 128V129H120ZM133 128H134V130H133ZM150 128V129H149ZM163 128V129H162ZM229 128V127H228ZM127 129V130H126ZM135 129H137V130H135ZM157 129V130H156ZM171 129V130H170ZM190 129V130H191ZM207 129V130H206ZM210 129H212L211 131H210ZM64 130H66V129H64ZM96 130H98L97 132H99L98 134H97V132H96ZM100 130V131H99ZM124 130V131H123ZM142 130V131H141ZM218 131V133H217V131ZM115 131H116V133H115ZM119 131H120V133H119ZM146 131V132H145ZM165 131H166V133H165ZM171 131V132H170ZM141 132H143V134H145V136L143 135L142 137H135V135H140L141 134ZM208 132H209V134H208ZM110 133V134H109ZM264 133V132H263ZM74 135L76 134V133H73ZM101 134V136H107V137H99L98 138V136ZM112 134H113V136H112ZM115 134V135H114ZM151 134V135H150ZM162 134V135H161ZM170 134V135H169ZM193 134V133H192ZM167 135V136H166ZM169 135V136H168ZM174 135V136H173ZM181 135H183L182 137H181ZM109 136V137H108ZM154 136H156V137H154ZM224 136H226V135H224ZM127 139H126V138ZM151 137H153V138H151ZM160 137V138H159ZM168 137H170V139H167ZM114 138V139H113ZM140 138V139H139ZM142 138V139H141ZM144 138V139H143ZM151 138V139H150ZM185 138V139H184ZM223 138V137H222ZM109 139V140H108ZM112 139V140H111ZM149 139V140H148ZM181 139L182 140H184V141H182L181 142ZM85 140V141H84ZM111 140V141H110ZM115 140V141H114ZM124 140V141H123ZM128 140V141H127ZM130 140H131V142H130ZM139 140V141H138ZM140 140H142L141 142H140ZM150 140H152L151 141V144H149V141ZM156 140H158V142H156ZM167 140H168V142H167ZM221 140V139H220ZM224 140V139H223ZM225 140L227 141V142H230L229 140H231V139H226L225 138ZM224 140V141H225ZM92 141V142H91ZM95 143H94V142ZM97 141V142H96ZM155 141V142H154ZM162 141V142H161ZM174 141V142H173ZM176 141V142H175ZM181 142V144H178V142ZM189 141H190V143L191 144H189V146H190V149H187V148H189V146H188V144L187 143H189ZM196 141V142H195ZM211 141V140H210ZM216 139H212V141H211V143H212V146H214V147H216V146H218V145H216ZM222 141V140H221ZM232 141V140H231ZM82 142V143H81ZM91 142V143H90ZM103 142V143H102ZM114 142V143H113ZM126 142H127V144H126ZM148 142V143H147ZM164 142V143H163ZM179 142V143H180ZM184 142V143H183ZM187 142V143H186ZM214 142V143H213ZM220 142V141H219ZM235 142V141H234ZM97 143V144H96ZM109 143H111V145H112V147H111V145H108ZM118 143V144H117ZM122 143V144H121ZM155 143V144H154ZM157 143V144H156ZM174 143V144H173ZM176 143V144H175ZM217 143H218V141H217ZM230 143H233V141L232 142H230ZM80 144V145H79ZM82 144H83V146H82ZM153 144V145H152ZM161 144V145H160ZM183 144V145H182ZM219 144V143H218ZM77 145V146H76ZM100 145V146H99ZM106 145V146H105ZM122 145V146H121ZM149 145V146H148ZM157 145H158V147H157ZM174 145H175V148H174ZM178 145V146H177ZM179 145L180 146H182L183 148L185 147H187L186 149L188 150H186L185 148H184V150H182L181 148L182 147H180L179 148V150H178V147H179ZM185 145V146H184ZM216 145V146H215ZM53 146H55V147H53ZM79 146V147H78ZM107 147L106 149H105V147ZM154 146H156L155 148H154ZM177 146V147H176ZM50 147V148H49ZM58 147V148H57ZM91 147V148H90ZM93 147V148H92ZM115 147V148H114ZM127 147V148H126ZM142 147V148H141ZM152 147V148H151ZM173 147V148H172ZM109 148H113V149H116L118 152H119V154H121V153H123V155H120L119 157H121V158H119V163L116 165V175H117V173H118V171H120L121 173H124L125 174V177H127V183L125 182V184H123L124 186H120V185H113V186H108V185H110V180H112V179H109L108 178V175H107V173H106V175H105V177L103 176L105 173H103L102 172V170L101 169H95V168H93L94 166V164H93V162L94 163H96V161H97V159H95L94 157H96V155L98 156H101L102 158L101 159H105V160H103L102 161V163H100V165H97V164H99L98 162L96 163V165L95 166H101V165H104L105 164V161L106 160H108L109 159V157H110V153H109ZM157 148V149H156ZM168 148V149H167ZM192 148V149H191ZM48 149V150H47ZM57 149V150H56ZM104 149V150H103ZM122 149V150H121ZM130 149V150H129ZM137 149V150H136ZM139 149V150H138ZM151 149H155V150H157L158 152H156L155 150H154V152H156L155 154L156 155H158L157 153H159V150L161 151L160 153H159V156H157V157H155L156 155L154 154V160H155V162H156V165H155V162L154 161H152L151 160V162H152V164L150 165L149 163H151L150 162V159L153 157L152 155H153V151L151 150V152H150V150ZM173 149V150H172ZM175 149V150H174ZM75 150H77V151H75ZM86 150V151H85ZM171 150V151H170ZM55 151V152H54ZM57 151V152H56ZM76 153H78V154H76ZM79 151V152H78ZM83 151V152H82ZM121 151H123V152H121ZM174 151V152H173ZM177 151V152H176ZM180 151H184V153H185V151H187L188 152V154L187 153H183L184 155H185V160H183V155H182V152H181V154H180ZM147 152V153H146ZM170 152V153H169ZM172 152H173V154H172ZM176 152V153H175ZM76 155H75V154ZM151 153V154H150ZM166 153V154H165ZM175 153V154H174ZM179 153V154H178ZM195 153V154H194ZM61 154V155H60ZM63 154H64V156H63ZM81 154V155H80ZM87 154V155H86ZM145 154V155H144ZM177 154V155H176ZM161 155H162V157H161ZM164 155V156H163ZM166 155L168 156V157H170V158H167L166 157ZM180 155H182L181 156V158H180ZM202 155V154H201ZM214 155V154H213ZM64 158H62V157ZM74 156V157H73ZM94 156V157H93ZM126 156H128V157H126ZM146 156V157H145ZM177 156H179L178 158H177ZM197 156V157H196ZM209 156V155H208ZM148 157V158H147ZM161 157V158H160ZM166 157V158H165ZM171 157L174 159V161H173V159H171ZM213 157H215L216 158V155H214V156H212V155H210V158L211 159H214L215 160V158H213ZM224 157V156H223ZM91 158H94L96 161H94V159H91ZM127 158V159H126ZM128 158H130V159H128ZM146 158H147V161H146ZM150 158V159H149ZM155 158H157V160L155 159ZM163 158V159H162ZM220 158V157H219ZM219 158H217V159H219ZM222 158V157H221ZM91 159V160H90ZM149 159V160H148ZM160 159V160H159ZM164 159L166 160V161H164ZM178 159H180L179 161H178ZM224 159V158H223ZM93 160V161H92ZM126 160L127 161H129V162H126ZM131 160H132V162H131ZM169 160V161H168ZM172 162H171V161ZM176 160L178 161L177 163H179L177 166V168L178 169H186L185 171L184 170H182V171H184V172H182V173H185L186 175V177L184 176V174H183V176L185 177V179H186V181L185 180H183V181H180V180H182V179H178V178H176L175 176H173L174 174L173 173H175L174 172V170L173 169H175V168H173L172 169V167L170 166V164H168L169 166H168V168L170 167L171 169H169V170H171V171H164L163 172V169L164 170H166L165 168H162V167H164V165L168 162V163H173V162H175L176 163ZM182 160V161H181ZM40 161H45V160H40ZM91 161V162H90ZM98 161H100V160H98ZM136 161V162H135ZM137 161H138V163H137ZM140 161V162H139ZM143 161V162H142ZM146 161V162H145ZM163 161V162H162ZM183 161H185V162H183ZM217 161V160H216ZM218 161H220V160H218ZM217 161V162H218ZM104 162V163H103ZM123 162H125V163H123ZM162 162V163H161ZM165 162V163H164ZM129 163H132L133 165H129ZM143 164V166H142V164ZM146 163H148V165L146 164ZM161 164L160 166H159V164ZM187 163H189L188 161H187ZM216 163V162H215ZM128 166H127V165ZM145 164H146V167H145ZM217 164H221L220 162L219 163H217ZM140 165V166H139ZM150 165V167H147V166H149ZM158 165V166H157ZM172 166H176V164H171ZM184 165V167H182V166ZM186 165H188L186 168H185V166ZM63 166H65V164H63ZM91 166H93V167H91ZM130 166V167H129ZM137 166V167H136ZM166 166V165H165ZM90 167L92 168V170H90ZM156 169V171L158 170H160L161 169V171L164 173H162L163 174V176H165L167 173L166 172H168V174H170V175H168L167 174V176H168V178L166 177V179L164 178V177H162L161 175H156L157 174V172L154 170V168ZM157 167V168H156ZM159 167V168H158ZM198 169H197V168ZM229 167V168H228ZM119 168V169H118ZM152 168V169H151ZM176 168V169H177ZM94 169V170H93ZM152 171H151V170ZM172 170H173V172H172ZM187 170V171H188ZM191 170V171H192ZM228 170H229V172H228ZM89 171H95L94 173H90ZM154 171V173L155 174H153L152 172ZM119 172V173H120ZM190 172V171H189ZM261 172V171H260ZM259 172V174H260V177H261V179H259L260 177H256V178H258L257 180L255 179V184H256V181H258V183H259V185L261 184L262 186H263V184L264 183H262L261 182V180L263 181V177H264V172L261 174ZM100 173H102V174H100ZM181 174V170L178 172V174H177V177H181V178H184V177H182V176H180V174ZM190 173H192V172H190ZM203 173H205V172H203ZM225 173H227V174H225ZM95 174V176H93ZM97 174V175H96ZM123 174V175H124ZM150 174V175H149ZM158 174H160V172H158ZM225 174V175H224ZM228 174H229V176H228ZM258 174V175H259ZM100 175H102L103 177H104V179L102 180V176L100 177ZM156 175V178L157 179H155V176ZM174 177H172V176ZM202 175V176H201ZM209 175V176H208ZM262 175V176H261ZM128 176H129V178H128ZM150 176V177H149ZM153 176V177H152ZM171 178H170V177ZM201 176V177H200ZM203 176H206V177H203ZM213 176H215V179H213ZM84 177V178H83ZM151 178V180L149 179V178ZM164 179V184H162V181H161V179L162 178ZM202 177H203V179H202ZM106 178V179H105ZM108 178V179H107ZM134 178V179H133ZM148 178V179H147ZM160 178V179H159ZM170 178V179H169ZM188 178V179H187ZM197 178V179H196ZM234 178H232V179H234ZM236 178L238 179V180H236ZM85 179V180H84ZM133 179V180H132ZM155 179V181L153 182L152 180H154ZM162 179V180H163ZM175 179L177 180L178 179V181H180V183H178V185H176V183L178 182V181H175ZM228 179V178H227ZM82 180V181H81ZM130 180H131V184H130ZM137 181V183H135V186H133L134 185V182L133 181ZM146 180H150V181H146ZM157 180H160V183H159V181H157ZM166 180V181H165ZM220 180H219V182H220ZM84 181V182H83ZM86 181H88V182H86ZM108 181V182H107ZM160 184L159 186H160V188H159V186L157 185L158 183ZM205 181V182H206ZM231 181V182H232ZM239 181H240V183H239ZM97 182H98V187H97ZM140 182L142 183V184H140ZM144 182H147V183H145L144 184ZM204 182V183H205ZM211 182V183H212ZM232 182V183H233ZM238 182V183H237ZM245 182V183H244ZM249 182H250V179H249ZM252 182V181H251ZM254 182V181H253ZM251 183V184H254V183ZM95 183H96V186H95ZM102 183H104L105 185L107 184V188L109 187L110 189H108V190H111V188H113L111 191H107V193L109 192V194L112 196V199H111V196L110 195H108V194H103V196H102V198H101V200L97 203V204H99V205H92V203H91V200H92V190L91 189H93L92 187H94V192H95V190H97V189H95V187L96 188H100V189H103L104 190V187H105V185L104 184H102ZM150 183V184H149ZM156 183V184H155ZM235 183H233V184H235ZM129 184H130V186H129ZM138 184H139V186H138ZM152 184V185H151ZM164 185V186H162V185ZM217 184H219V183H217ZM235 184V185H236ZM104 185V186H103ZM129 186V187H126V186ZM138 186V188L139 189H137V186ZM141 185V186H140ZM143 185H145V186H143ZM150 185V186H149ZM156 185H157V187H156ZM179 185H180V187L182 188V190L180 189V188H178L179 187ZM197 185H195V186H193V187H195L196 189H198V188H200V187H198ZM249 186H250V184H248ZM260 185V189L262 190V188L264 189V186L262 187ZM115 186H117V188H118V190L119 191H121V193L118 191V190H116V188H115ZM144 187L143 189L141 188V187ZM153 188H152V187ZM156 187V189H158V190H156L155 189V187ZM248 186V187H249ZM102 187V188H101ZM125 187H126V189H127V191H126V189H125ZM131 187L132 188H136L137 189V191H135L134 189V191H132V189H131ZM246 187H247V185H246ZM246 187L244 186V188L246 189ZM247 187V188H248ZM82 188V189H81ZM106 188V187H105ZM122 188V189H121ZM129 188L131 189V190H129ZM145 188L147 189V190H150L151 188L152 189H155V190H150L149 191V193L148 192H146L147 190H145ZM184 188V189H183ZM202 188H200V189H202ZM86 189V190H85ZM121 189V190H120ZM189 189H193V191L195 190V191H197L196 189H194V188H189ZM199 189V190H200ZM249 189H250V187H249ZM248 189V191H250L251 192V190H249ZM77 190V191H76ZM83 190V191H82ZM85 190V191H84ZM107 190V189H106ZM106 190H105V192H106ZM118 191L120 194V197H123V194H124V191L125 192H127V193H125V196H126V194H128V195H130L132 192H136L137 193V195H136V193L134 194V193H132V195H130V198L132 197L133 198V196H135V198H133V199H136V200H134V201H137V199H138V202H137V204L138 205H136L135 204V206H134V204L132 203L131 204V202H133L132 200H130V198H129V196L127 197V198H129V199H126V197H124L125 199H123V200H125L124 202H123V204H122V202L121 201H119V197H117L118 198V201H116L115 202V200H114V197L116 198V196H113V193L115 194V195H118V193L117 192H114V191ZM167 190V191H166ZM183 190H186L185 192L183 191ZM203 190V189H202ZM201 190V191H202ZM81 191V192H80ZM113 191V192H112ZM128 191H130L131 193H128ZM144 191H145V193L147 194H150L151 192H153L154 191V196H152L153 195V193H151L152 195H151V197H147V195L146 194H144V196H146V198H148V200L147 201H145L146 199L143 197V193H144ZM155 191H158V194H156L157 192H155ZM140 194H139V193ZM142 192V193H141ZM182 192L184 193L183 195H180V194H182ZM89 193V194H88ZM112 193V194H111ZM176 193V194H175ZM189 193H191V192H189V190H188V199H194V198H189ZM210 193V192H209ZM84 194H85V196H84ZM142 194V195H141ZM194 194H196L195 192H194ZM199 194H201V192L199 191ZM198 194V195H199ZM251 194V193H250ZM90 195H92V196H90ZM162 195V194H161ZM191 195H193V193L192 194H190V196ZM197 195V196H198ZM83 196V197H82ZM105 196H107L106 197V201H107V198H108V200H109V196H110V201H108L107 203H106V201H104L105 200ZM137 196V197H136ZM142 196L143 197V199H144V201H141V198L140 197ZM169 196V198H167ZM180 196V197H179ZM197 196H196V198L195 199H199V201H200V199H201V196L202 195H200V196H198V198H197ZM210 196H211V193H210ZM253 196V195H252ZM255 196V195H254ZM192 197V196H191ZM193 197H195V195L193 196ZM255 197H258V194H257V196H255ZM89 198H91L90 200H89ZM131 198V199H132ZM140 198V199H139ZM179 198V199H178ZM186 198V197H185ZM251 198V197H250ZM122 199V198H121ZM171 199H173V200H171ZM175 199V200H174ZM257 199H260V196L257 198ZM88 202H87V201ZM104 201V202H102L101 204H102V206L103 207H101V204H100V202L101 201ZM130 201V204L131 205H133V206H129L128 208H130V207H132L133 209L132 210H134L135 208H137L138 209V207L137 206H139V204L140 203H142V204H140L142 207H143V210H144V208L146 207V205L148 206V202H149V205L151 206V209L153 210V212L152 211H148L149 212V214H148V212H146L147 211V209L148 208H150V206L149 207H146V209L144 210V211H142V209L140 208V210L142 211V216H143V218H142V221L140 220L141 218H139L138 217V215H136V217H134V215H135V213H133L132 215L130 214V216L129 217H131V216H133L134 218H136V219H138L139 218V220H136V219H134V220H136V226L134 225L133 227H131L130 228V231H128L129 229H127V228H129L130 227V223H134L135 221H130V220H133L132 218L133 217H131V219L130 218H125L124 219V217H121L122 216V213H124L125 211H123V209H122V207H123V205L125 204V205H129V203H128V201ZM139 200H140V202H139ZM166 200V201H167ZM176 200L178 201L177 202V204H176ZM185 200H187V199H184L183 201H185ZM113 201H114V205H116V207H117V209L115 210V208L113 207V206H110V205H113ZM152 201V202H151ZM167 201V202H168ZM191 200H188V201H186V202H190ZM198 201V202H199ZM253 201V200H252ZM56 202V201H55ZM112 202V204H110V203ZM119 202V203H118ZM120 202H121V206H120ZM150 202H151V204H150ZM180 202V203H181ZM196 202H197V200H196ZM247 202H250V201H247ZM246 202V203H247ZM254 202V201H253ZM253 202H251V203H253ZM60 203V204H59ZM68 203H70L69 205H68ZM72 203H74V205L72 204ZM128 203V204H127ZM135 203V202H134ZM166 203V202H165ZM200 203L201 202H199V206H201L200 205ZM246 203H245V205H246ZM256 203H258V204H255V202L252 204V206H249V205H251V204H249L248 203V206L250 207V208H248L247 207V205L245 206V207H247L248 208V210L247 209H244V210H247V211H249L251 208H253L252 210H250V212L248 213L247 211H245L244 212V210L242 211V213L244 212V214H242L243 215V217L242 218H244L245 220H249V221H251V218L253 217V215H255L256 213H257V209H258V205L260 204V200H258V201H256ZM63 204V205H62ZM89 204H91V205H89ZM106 205V207L108 208L109 206L111 207V211H113V212H109L110 210H106V208H104L105 207V205ZM110 204V205H109ZM159 205H157L158 206V208L156 207V212H158L159 213V211H160V215L162 214V211L161 210H163V208H162V206L160 207V205H162V203H158ZM167 204V203H166ZM182 204H184V203H182ZM181 204V205H182ZM192 203L190 202V205H191ZM58 206V208L56 207V206ZM68 205V206H67ZM72 205V206H71ZM180 205V206H181ZM186 205H188V204H184L183 205V208H185V206ZM196 206L197 204L195 203V204H192V206ZM256 205V206H255ZM55 206V207H54ZM65 206H67L68 208H69V206H71V207H73V206H79V208H81V207H83L85 210H86V213H84V211H83V213L85 214V217H84V215H83V213H82V215L81 214H79V215H77V216H74L73 217V215H66V213L64 212V209H66V208H62V207H65ZM189 206V205H188ZM198 206V205H197ZM76 207V208H77ZM96 207H100V209L98 208V209H96ZM110 207H109V209H110ZM152 207H154V208H152ZM178 207V206H177ZM187 207V206H186ZM244 207V208H245ZM101 208H104L105 209V212H107V214L106 213H104L103 214V212H104V209H101ZM112 208H113V210H112ZM180 208V207H179ZM83 209V210H84ZM157 209H158V211H157ZM161 209V210H160ZM181 209V208H180ZM179 209V210H180ZM102 210H103V212H102ZM123 212H122V211ZM130 210V209H129ZM182 210V209H181ZM181 210H180V212H181ZM93 211V212H92ZM115 211V212H114ZM118 211H120V212H118ZM141 211H140V213H141ZM232 211V210H231ZM99 213L98 215L97 214H95V213ZM108 212H109V216L111 215H113L112 216V219H109V221L111 220L112 222H113V220L116 218V221H117V219L118 218H122V219H124V221L127 223V226H128V224H129V227H127V226H125V223L123 222L122 223V219H119V221H117V223L116 222H113L112 223V225H115V226H111V224H110V228L109 227H107V228H105L104 230H103V228H104V226H108V221H107V223H104L105 222V216L106 215H108ZM118 212V213H117ZM127 212H129V211H126V213ZM131 212H134V211H131ZM138 212H139V210H138ZM137 212V213H138ZM143 212H145L144 213V215L145 216H147V217H145L144 215H143ZM152 212V213H151ZM156 212H154L153 213V216H154V214H156ZM183 212V211H182ZM187 212V211H186ZM234 211H232V216H233V214L234 213H236V212H234ZM88 213L90 214V216H91V218L88 216ZM111 213V214H110ZM253 213H255V214H253ZM94 214V215H93ZM147 214V215H146ZM163 214H164V212H163ZM176 214H178V213H176ZM196 214V213H195ZM248 214V215H247ZM92 215H93V217H96V219H95V221H94V219H93V217H92ZM97 215V216H96ZM99 215H101V216H99ZM119 215H120V217H119ZM148 215H149V217H148ZM150 215H151V217H150ZM197 215H198V217H197V219L199 220V221H202V219H200L201 217H199L200 215L197 213ZM196 215V216H197ZM237 214H234V216H236ZM110 216V217H111ZM118 218H117V217ZM141 216V217H142ZM162 216V215H161ZM195 216V215H194ZM234 216H233V218H234ZM252 216V217H251ZM258 216H260V215H258L257 214V217ZM263 216V218H264V215H262ZM68 217V218H67ZM100 217V218H99ZM114 217V218H113ZM145 217V218H144ZM167 217H169V219L167 218ZM246 217V218H245ZM257 217H253L252 218V220L253 221H255L256 220V218ZM69 218H70V220H69ZM230 220V223L228 224V226H230V224L232 223V222H234L233 223V225L235 224V221L233 220V218H231V216L230 217H228ZM66 219H68V220H66ZM81 219V220H80ZM127 219H129V222L130 223H128L127 221ZM146 219V220H145ZM150 219V220H149ZM159 219V221H157ZM174 219V218H173ZM197 219L195 220V217L193 218V220H195V221H197ZM244 219H241V220H239L240 222L241 221H244V222H247V221H245ZM89 220H93L94 222H96L97 223V226L96 227H91L92 225H96V223L95 224H93L94 222L92 221V222H89ZM104 220V221H103ZM145 220V221H144ZM155 220V221H154ZM166 220H168V221H166ZM175 220V219H174ZM232 220V221H231ZM73 221V222H72ZM76 221V222H75ZM81 221V222H80ZM115 221V220H114ZM140 221V222H139ZM148 221V222H147ZM150 221V222H149ZM152 221H154L155 223H157V225L159 224V226H161L160 228H161V230L163 229L162 228V226L165 228V229H163L164 230V233H163V230L162 231H160L159 232V227L156 225V224H154ZM157 221V222H156ZM164 221V222H163ZM180 221V220H179ZM228 221V222H229ZM120 224H119V223ZM143 224H142V223ZM160 222V223H159ZM165 222H167V223H165ZM172 222V221H171ZM178 222V221H177ZM100 223V225L102 224V223H104L103 225H101V227H102V229H100L101 231L103 230V237L102 236H99V234H98V232L100 231V230H98V226H99V228H100V225H98ZM115 223V224H114ZM147 223V224H146ZM151 223V224H150ZM154 225H153V224ZM170 223V222H169ZM32 224H33V222H32ZM79 224V225H78ZM90 224H92V225H90ZM119 225V228L117 227L118 225ZM141 224V225H140ZM140 225V226H139ZM146 225H151V226H153L152 227V231H151V229L149 230L148 229V231H149V233L147 232V227H146ZM177 225H179V227H180V229H179V227L177 226ZM233 225H231L232 227H233ZM123 226H125V228L124 229H122V230H120L119 231V229H120V227L122 228ZM132 226V225H131ZM142 226H144L143 228H142ZM150 226V227H151ZM154 226H155V229L157 228V230H158V232H159V234L161 235L160 237H158L159 236V234H158V232H157V230H154ZM262 226V225H261ZM139 228V230H138V228ZM149 227V228H150ZM178 227V228H177ZM234 227H236V224L234 225ZM262 227H264V225L262 226ZM91 228L93 229L92 231H91ZM109 228V229H108ZM117 228V229H116ZM135 228V229H134ZM172 228H173V230L175 229V231L177 232H174V233H172V235H171V232H173V231H171L172 230ZM116 229V230H115ZM142 229H145L146 231H144V230H142L143 232L141 233L140 231ZM169 229H170V233H168L169 232ZM186 229V228H185ZM215 229H220V228H215ZM214 229V230H215ZM32 230V229H31ZM96 230V232H95V234L93 233L92 234V232L93 231H95ZM105 230H107L108 232H109V234H107V232H104ZM110 230V231H109ZM118 230V231H117ZM196 230V231H195ZM226 229L224 228V230H223V232L225 231ZM114 231V232H113ZM122 231V232H121ZM128 235H125V233ZM134 231H136L135 233H137V234H133L134 233ZM150 231H151V233H155V231H156V233H155V238H154V235H151V233H150ZM165 231H166V234H165ZM179 231H182L181 233H183V231L185 232V233H187L186 234V236L182 239V237H183V235L185 234H182V236H181V233L179 232ZM216 231H220V230H216ZM29 232V231H28ZM110 232H112V233H110ZM121 234V235H123L122 237L124 238L125 236H127L126 238H124V241H123V239L119 242V240H120V238H121V235L119 234V233ZM128 232V233H127ZM129 232H130V234H129ZM148 233V234H150L149 236H150V238H148L149 236H147V234H144V233ZM161 232H162V234H164L163 236H164V238L162 237V234H161ZM31 233V234H30ZM35 231L33 232V231H31V232H29V233H27L26 235V239H27V241L29 242V240L31 241V243L33 242V240L35 239V237L37 236V235H35ZM91 233V234H90ZM97 233V234H96ZM101 234H102V232H100ZM124 233V234H123ZM138 233H140V235L142 236H139L138 235ZM167 233L169 234V237L168 236H166L167 235ZM200 232H198V234H199ZM15 234H17V232L15 233ZM33 234V235H32ZM90 234V235H89ZM100 234V235H101ZM106 234L108 235L107 237H106ZM144 234V235H143ZM156 234L158 235V236H156ZM173 234L174 235H176V234H180V238L179 239H176V238H174L173 239ZM92 235V236H91ZM94 235H95V237H94ZM105 235V236H104ZM113 235H116L115 237L116 238H114V236ZM125 235V236H124ZM131 235H135L136 237L138 236V237H141L142 239H140L141 241H139L138 243H144L145 244V242H146V244L147 243H149L148 244V249H149V251H147L148 249L145 247L144 248V250L142 249L143 247L142 246H144V245H139V250H138V247H137V245L135 244V242L137 243V241L136 240H138V238H136L135 236L133 237V236H131ZM145 235L147 236V237H145ZM172 237H171V236ZM30 236V239L28 238ZM32 236L34 237V239H31L32 238ZM87 236H89L88 238H87ZM96 236H98V237H96ZM110 236H111V238H112V243H110L111 241H109V243L110 244H108L107 245V243H108V240L107 239H109L110 238ZM120 236V237H119ZM153 236V238H151ZM192 236V237H191ZM95 239H94V238ZM106 237V238H105ZM118 237V238H117ZM129 237H131V239H129ZM163 238V239H165V240H159V241H156V239H158V238ZM168 237V238H167ZM177 237V236H176ZM179 237V236H178ZM187 237V238H186ZM191 237L192 238V240H191V238L189 239V238ZM197 238L198 240H199V242H201V243H198V240H197V243L196 244H199V245H196L195 243H194V240H195V238ZM20 239H22L23 237H22V235H20V237H19ZM90 238V239H89ZM98 238V239H97ZM104 238V239H103ZM128 238V239H127ZM136 238V239H135ZM172 238V240H171V243H168V245L167 246H169V244H172V245H170V249L172 248V249H175V247H177L178 248V246H173V244L176 242V243H178L177 241H179V240H181L180 242H179V245H180V243H182L183 244V242L185 241V240H187V242L189 241V240H191L192 241V244L194 243L195 245H193V246H189L191 243H190V241H189V245H188V247H187V245H186V241H185V245L183 244V247H179V251L177 250V248L175 249V250H172L171 249V251H170V249H169V247H166L165 246V243H166V241L167 240H169V239H171ZM186 238V239H185ZM88 239V240H87ZM94 239V243H93V241H91V240H93ZM117 240V242H118V244L121 246V244L123 245V250L126 248V247H129V249H126V251H125V255L123 254V253H121L122 252V250H121V248L122 247H120V246H118V244H117V246L116 247H119L118 249H120L119 251L117 250V253L118 252H120V255L121 256H119V257H117V255H119V253L118 254H116V247H114V245H115V243L114 242H116V240ZM119 239V240H118ZM126 239V240H125ZM133 239H135L133 242H132V240ZM194 239V240H193ZM245 239V241H246V237L244 238ZM82 240V242H80ZM95 240L98 242H95ZM99 240V241H98ZM102 240V241H101ZM105 241V243H104V241ZM109 240H111V239H109ZM115 240V241H114ZM129 240H131V241H129ZM144 240V241H143ZM175 240V242L174 243H172V241H174ZM177 240V241H176ZM91 241V242H90ZM143 241V242H142ZM162 241H165V243L163 242V243H160V242H162ZM204 241H206V243L204 242ZM81 244H80V243ZM107 242V243H106ZM125 242V243H124ZM129 244H128V243ZM211 242V243H210ZM90 243V244H89ZM113 243H114V245H113ZM127 243V244H126ZM137 243V244H138ZM166 243V244H167ZM207 243H209V244H211V245H207ZM213 243V244H212ZM69 244V245H68ZM92 244V245H91ZM96 244H98V245H96ZM99 244H100V246H99ZM103 244V245H102ZM113 246H112V245ZM130 244H132L133 246H131ZM163 244V245H162ZM181 244V245H182ZM201 244V245H200ZM203 244H204V246H203ZM93 245H95V248H94V246ZM106 245H107V247H106ZM126 245H129V246H126ZM135 245V246H134ZM176 245V244H175ZM210 246V247H207V249H205V251H203V250H201L202 248L204 249V248H206V246ZM216 245V246H215ZM82 246V247H81ZM97 246V247H96ZM110 246H112V247H110ZM126 246V247H125ZM140 246L142 247V248H140ZM152 246V247H151ZM153 246H155L154 248H156L155 250H154V248H153ZM171 246H173V247H171ZM185 246H186V249H187V251H189V250H193L194 249V251L196 250V248L197 247H199V248H197V250L195 251V253H194V251H193V254H191L192 253V250H191V253H190V251L189 252H187L186 251V249H185ZM197 246V247H196ZM201 246H203L202 248H201ZM213 246H215V248L216 249H213ZM76 247V248H75ZM81 247V248H80ZM101 247V248H100ZM104 247H106V250L104 249L103 250V248ZM130 247H134V248H130ZM137 247V248H136ZM194 247V248H193ZM67 248V249H66ZM71 248H73V249H71ZM78 248V249H77ZM92 248H94L93 249V251H92ZM109 248H111V249H109ZM116 248V249H115ZM168 248V249H167ZM185 251H183L182 249ZM189 248V249H188ZM191 248V249H190ZM218 248V249H217ZM80 249V250H79ZM107 249H108V253H109V256H111L112 257V255H113V259H111L109 256L107 257V255H108V253L107 252H105V251H107ZM130 249H134V252H133V250L132 251H130ZM146 249V250H145ZM153 249V250H152ZM158 249H161L160 251H158ZM199 249H200V251H199ZM209 249H211V250H209ZM213 249V250H212ZM83 250V251H82ZM111 250V251H110ZM114 250V251H113ZM138 250V251H137ZM141 250V251H140ZM143 250V251H142ZM157 250V251H156ZM163 250V251H162ZM209 252H208V251ZM68 251V252H67ZM100 251V252H99ZM102 251L104 252V255H103V253H102ZM115 252V253H113V252ZM123 251V252H124ZM127 251L128 252H130L129 254L127 253ZM135 251H137V254H136V252ZM146 251V252H145ZM153 251H154V253H153ZM162 251V252H161ZM207 251V253L208 254H204L205 252ZM84 252V253H83ZM112 252V255L110 254ZM140 252V253H139ZM141 252H142V255H141ZM163 252H165L167 255H165ZM199 252H203V253H201V254H204V255H202L200 258L198 257L199 255L198 254H200ZM213 252V253H212ZM95 253H97L96 255H95ZM127 253V254H126ZM152 253V254H151ZM169 253H170V255H169ZM177 253V254H176ZM217 253V254H216ZM21 254V253H20ZM73 254V255H72ZM116 254V255H115ZM139 254L141 255V256H139ZM146 254V255H145ZM174 254H176V256H173ZM190 254H191V256H190ZM72 257V259H71V257ZM100 255H103V256H105V257H103V256H100ZM126 257V255H127V257L126 258H128V259H126L124 256ZM152 255V256H151ZM172 255V256H171ZM198 255V256H197ZM206 255V256H205ZM144 256H146V258L144 257ZM148 256H149V258H148ZM170 256V257H169ZM181 256V257H182ZM205 256V257H204ZM0 264H42V262H40V261H42V260H44L45 258L44 257H42L41 258V256H40V254H39V252L37 251V250H33V249H30V250H26L25 251V253H24V255L23 256H21V259H19V260H14V259H12V258H5V257H3V256H1L0 255ZM67 257H68V259H67ZM98 257V258H97ZM102 257V258H101ZM132 257V256H131ZM130 257V258H131ZM151 257V258H150ZM174 257H175V259H179V261L178 262H175L174 261ZM198 259H197V258ZM204 257V258H203ZM92 258V259H91ZM99 258H101V259H99ZM108 258V259H107ZM120 258V259H119ZM123 260H122V259ZM184 258V259H185ZM189 258V259H188ZM99 259V260H98ZM116 259H118V260H116ZM144 259V260H143ZM150 259H152V261L150 260ZM191 259V260H192ZM197 259V260H196ZM69 260V261H68ZM115 260L117 261L116 263H115ZM122 260V261H121ZM125 260V261H124ZM128 260V261H127ZM161 260H162V262H161ZM191 260H189V261H187V263L188 264H190L191 262ZM192 260V261H193ZM223 260H224V258H223ZM65 261H67V262H65ZM82 261V262H81ZM105 261V262H106ZM109 261H107V263L106 264H110V262ZM122 263H121V262ZM124 261V262H123ZM149 263H148V262ZM64 262V263H63ZM100 262V263H99ZM134 262H136V260H134V261H132V263H134ZM175 262V263H174ZM223 262V261H222ZM131 263V264H132ZM186 262H185V264H187ZM192 263H194V262H192ZM135 264V263H134Z\"/></svg>",
    "mask_w": 264,
    "mask_h": 264
},
{
    "label": "built area",
    "instance_id": "built-area-1",
    "mask_svg": "<svg viewBox=\"0 0 264 264\" xmlns=\"http://www.w3.org/2000/svg\"><path fill=\"white\" fill-rule=\"evenodd\" d=\"M2 4H3V0H0V10H1Z\"/></svg>",
    "mask_w": 264,
    "mask_h": 264
}]
</instances>
